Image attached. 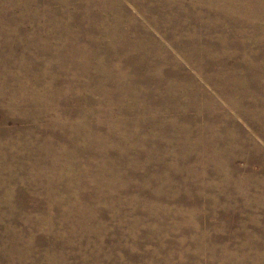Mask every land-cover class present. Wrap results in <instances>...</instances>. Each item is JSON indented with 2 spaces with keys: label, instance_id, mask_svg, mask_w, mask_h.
Instances as JSON below:
<instances>
[{
  "label": "rangeland",
  "instance_id": "374dc122",
  "mask_svg": "<svg viewBox=\"0 0 264 264\" xmlns=\"http://www.w3.org/2000/svg\"><path fill=\"white\" fill-rule=\"evenodd\" d=\"M55 1L56 0H54V1L53 0L52 1L51 0H0V51H1L0 53L3 54L5 59L10 60V63H11V65L5 66V65H3V63L0 62V131H1L0 132V172H1L0 173V194H1L0 195V204L2 207V208L0 207V234L3 235V236L2 235L0 236V245H1L0 246L1 247L0 253H2V254H0L1 255L0 256V264H7V263L8 264H46V263L57 264L58 262H59L58 264H60V263L62 264L63 262H64L63 264H100V263L104 264L105 262H106L105 264H179V263L180 264H240V262H241V264H249V263L250 264H254V263L255 264H264V253H263L264 250L262 249V248H264V243H263L264 242V237H263L264 236V213H263L264 212V195H263L264 194V167H263L264 166V160H263V158H264V149H263L264 148V123H263L264 118L258 120L256 118L252 117L257 112L260 114L262 113L264 115V12L262 11V10H264V0H113V1L109 0V2H108V0L107 1L106 0H89V1H87V0H81V1L80 0H73V1L72 0H70V1L69 0H57L56 3H55ZM32 2H33V4H32ZM58 2H59V4H58ZM81 2L83 3V5ZM117 2H118V4H117ZM146 2H148V3L146 4ZM28 3H31V4H28ZM119 3H120V5H119ZM60 4H63L64 6H62ZM107 5H109V6H107ZM75 7H76V9H75ZM77 7L79 10H77ZM154 7H156V8H154ZM123 8H124V10H123ZM106 9L109 11H107ZM155 9H156V11H155ZM67 10H69V11H67ZM59 11H61L60 15H59ZM76 11L78 13L79 12L80 13L77 14ZM88 11H90V12H88ZM160 11H161V13H160ZM153 12H155V13H153ZM26 13L28 16L26 15ZM85 13L87 15H89V17L86 16ZM171 14H173V15H171ZM46 15H48V16H46ZM52 15H53V17H52ZM25 17H27V18H25ZM99 17H100V19H99ZM104 17H105L106 21H105ZM54 19L56 22L53 21ZM116 19L117 20L119 19V20L117 21ZM95 21H97V22H95ZM104 22H105V24H104ZM99 23H100V26H99ZM68 25H69V27H68ZM108 25H110L111 27L110 26L108 27ZM47 26H49V27H47ZM89 26H90V28H89ZM249 26H250V28H249ZM65 27L67 28L66 30H65ZM169 27H170V29H169ZM193 29H194V31H193ZM40 30H42V31H40ZM121 30L124 32H122ZM67 31H68V33H67ZM94 31H96V32H94ZM125 31H126V33H125ZM180 31L182 33H180ZM101 32H102V35H101ZM206 32L208 35H206ZM50 33H52V35ZM62 33H63V35H62ZM71 33H73V34H71ZM86 33H87V35H86ZM81 34L84 36H82ZM106 35H107V37H106ZM75 36H76V38H75ZM91 36H92V38H91ZM67 37H70V38H67ZM57 38H59V39H57ZM63 39H64V41H63ZM69 39L72 42H70ZM86 39H87V41H86ZM95 39H97V40H95ZM126 39L127 40L129 39L128 40L129 42ZM185 40H187V41H185ZM190 40H192V41H190ZM214 40H216V41H214ZM16 41H18V42H16ZM27 41H28V43H27ZM93 41H95V42H93ZM177 41H178V43H177ZM209 41H211V42H209ZM227 41H229V42H227ZM29 42L31 44H32V42H34L38 49H41L42 47H44V48H42L44 50L39 51L38 49L33 48ZM47 42H48L49 46H48ZM106 42H108V43H106ZM199 42H200V44H199ZM15 43H18V44H15ZM23 44L25 45V47ZM38 45H40V46H38ZM62 45H63V47H62ZM122 45H124V46H122ZM235 45H237V46H235ZM50 46H51V48H50ZM93 46H95V47H93ZM152 46H155V47H153L154 49L152 48ZM196 46L198 47V49ZM45 47H47V48H45ZM125 47H127V48L129 47V48L127 49ZM23 48H25V49H23ZM57 48L60 50H58ZM69 48H70V50H69ZM229 48H230V50H227ZM151 49H152V52L150 51ZM234 49L236 50V52ZM23 50H25V51H23ZM116 50H117V52H115ZM118 50H120V51H118ZM198 50H200V51H198ZM207 50H208V52H207ZM45 51H46V53H45ZM51 51H53V52H51ZM86 51H88V52H86ZM34 52L36 53V55ZM76 53L79 54L78 57L75 55ZM84 53L87 55H85ZM108 53H109V55H108ZM126 53H128V54L130 53V54L128 55ZM223 53H224V55H223ZM6 54H7V56H6ZM40 54H42V55H40ZM200 54H202V55H200ZM43 55H45V56L43 57ZM50 55L52 56L51 58L49 57ZM124 56H126V57L124 58ZM231 56H233V57H231ZM26 57L35 59L33 64L36 67H32L31 64L28 61H26L27 60ZM42 57H43V59H42ZM128 57H130V58H128ZM131 57H132V59H131ZM195 57H196V59H195ZM214 57H216V58H214ZM119 58H120V60H119ZM147 58H151V59H147ZM75 59L77 60V62ZM13 60H14L15 64L13 63ZM49 60L52 62H50ZM72 60H74V62H75V68H74ZM129 60H132V62L135 63V64H133L134 65L133 68L129 66L130 65V63L128 62ZM140 60H142V61H140ZM63 61L65 63H63ZM78 61H80V62H78ZM115 61H117V62H115ZM149 61L152 63H150ZM153 61H154V63H153ZM22 62H24V63H22ZM95 62H97V63L95 64ZM112 62H113V64H112ZM140 62H142V63H140ZM146 62H148V63H146ZM251 62H253V63H251ZM36 63H38V64H36ZM122 64H124L125 66ZM16 65H17V67H16ZM39 65H42V68ZM88 65L90 67L87 68ZM146 65H148L149 67ZM202 65H203V67H202ZM234 65H236V66H234ZM10 66H12V67H10ZM22 66H24V67H22ZM25 66H27V67H25ZM62 66L64 68H62ZM143 66H144V68H143ZM177 66L180 68H178ZM213 66H214V68H213ZM238 66L240 69H238ZM233 67H234V69H233ZM235 67H236V69H235ZM23 68H24V70H23ZM27 68H29L30 71ZM60 68H62V69H60ZM117 68H119V69H117ZM34 69H35V71H33ZM42 69H43V71H42ZM56 69H58V70H56ZM77 69H79V70H77ZM103 69L104 70L107 69V70L104 71ZM181 69H183V70H181ZM49 70L51 73L49 72ZM118 70L120 71V73ZM121 70H123V71H121ZM22 71L25 73H23ZM69 71H71V72H69ZM87 71H88V73L86 74ZM168 71H169V73H168ZM175 71H177V72H175ZM38 72H40V73H38ZM137 72H138V74H137ZM55 73H57V74H55ZM215 73H216V75H215ZM29 74H31V75L29 76ZM48 74H50L52 77ZM60 74H61V76H60ZM84 74L88 75V76H85ZM157 74L159 77L155 76ZM119 75H120V77H119ZM57 76H59V77H57ZM38 77H39V79H38ZM45 77H47V78H45ZM64 77H67V78H64ZM87 77H89L91 79V81H90L91 84H89L90 86H92L91 90L84 87ZM97 77L99 80L97 79ZM104 77H106V78H104ZM114 77L115 78L117 77L118 79L117 78L115 79ZM150 77H151V79H150ZM259 77H262L263 79H260ZM24 78H26V79H24ZM76 78H79L80 80L76 79ZM236 78H238V79H236ZM36 79H38V80H36ZM134 79H136V80H134ZM165 79H167V80H165ZM180 79L183 81H181ZM218 79H219V81H218ZM157 80H159V81L157 82ZM71 81L74 82V85L72 84ZM148 81H149V84H148ZM208 81H209V83H208ZM55 83H57V84H55ZM111 83H113V84H111ZM118 83H119V85H118ZM196 83H197V85H196ZM233 83H234V85H233ZM102 84H104V85H102ZM180 84H182L181 87H180ZM116 85H117V88L115 87ZM132 85H134V86H132ZM1 86H3V87H1ZM111 86H113V87H111ZM192 86H193V88H192ZM26 87H28V88H26ZM131 87H132V89H131ZM139 87L141 88V90L139 89ZM221 87H222V89H221ZM35 88H36V90H35ZM125 88H126V90H125ZM165 88H167V89H165ZM226 88H228V89H226ZM21 89H22V91H21ZM71 90H72V92H71ZM77 90H79V91H77ZM88 90H89V92H88ZM195 90L196 91L198 90L197 93ZM219 90H221V92ZM92 91H93V93H92ZM149 91H150V93H148ZM6 92H8L9 95ZM130 92H131V94H129ZM134 92H135V94H133ZM190 92H191V94H190ZM219 92H220V95H219ZM4 93H5V95H4ZM72 93H74V94H72ZM97 93H99V95H97ZM120 94L121 95L123 94V95L121 96ZM140 94L142 95L143 99L141 98ZM170 94H174V95L172 96ZM241 94H242V96H241ZM57 95H58V97H57ZM77 95H79V96H77ZM154 95H155V97H153ZM222 95H224V96H222ZM168 97H169V99H168ZM75 98H78V100L80 102L79 103L80 112L83 111L82 113H84L86 115V117L88 116L87 119L85 120L87 123L85 121L83 123L87 124L89 126L91 125V127L94 130L95 129H97V130H95V131L92 130L89 132L82 131V132H80L81 135L80 134L77 135L75 133H72L73 136L71 134L68 137H66V142L68 145L63 144L62 141H60L59 142L60 144H59L56 141V139H58V138L62 139L61 130H59L61 123L63 124V122L65 123L67 121L68 125L71 124V125L76 126V124L80 120L78 118H77V120L73 118L74 121L71 118L65 119L64 116L62 115V114H65V110L72 109V107H69V106H71V105L74 106L73 101ZM121 98H124V99L122 100ZM53 99L56 101H54ZM51 100L53 103L50 102ZM102 100H103V102H102ZM108 100L109 101L113 100V101L109 102ZM115 100H116V102H115ZM136 100H138V101H136ZM163 100H165V101H163ZM208 100H209V102H208ZM82 101H85L86 104H85V102H82ZM168 101L170 104L167 103ZM260 101L262 102V104ZM36 102H38V103H36ZM199 102H200V104H199ZM10 103H12V104H10ZM17 103H18V105H17ZM110 103H111V108H110ZM116 103H118V104H116ZM174 103H176V104H174ZM63 104H65V106H67V107H64ZM99 104L101 105V107H103L102 109H101ZM165 104H166V106L168 104V107H166ZM222 104L225 106H223ZM8 105H10V106H8ZM32 105H34V106L32 107ZM81 105H83V106H81ZM95 105H97L98 107ZM131 105L132 106L134 105V106L132 107ZM202 105H204V106H202ZM61 106H63L64 109ZM114 106H115V108H114ZM117 106H119V107H117ZM123 106H125V107H123ZM9 107H11V108H9ZM105 107H107V108L105 109ZM164 107L167 109H164ZM190 107H192V108H190ZM116 108L117 109L119 108L120 111H119V109L117 111ZM10 109H13V110H10ZM201 110H203V111H201ZM205 110H207V111L205 112ZM209 110H211V111H209ZM259 110L261 112H259ZM127 111H128V113H127ZM62 112H64V113H62ZM94 112L96 113V115ZM97 112H99V113H97ZM112 112H114V113L111 114ZM105 113H107V114H105ZM117 113L119 115H117ZM54 114H56V116ZM89 114H91V115H89ZM103 114L106 116H104ZM121 114H122V116H121ZM160 114H162V115H160ZM200 114L202 115L201 118H200ZM142 116L144 118H142ZM206 116H208V117L211 116L212 118H214V117L215 118L213 120H210V119L205 120V118H203V117H206ZM222 116H224V117H222ZM249 116H250V118H249ZM50 117H51V119H50ZM56 117H57V119H56ZM115 117H116V120H115ZM157 117H158V119H157ZM184 118L188 120L187 121L188 124H185V123L183 124ZM55 119H56L57 123L55 122ZM129 119H130V121H128ZM106 120H108V121H106ZM112 120H114V121L112 122ZM118 120H119V122H118ZM145 120H147V121H145ZM159 120H161V121H159ZM174 120L177 122H180L182 124V127H185V128H181L182 132L178 133L175 136V138L178 142H177V144L175 143L173 145V147H171L168 145L167 139H165L166 136L162 137V136L157 134V130H156L154 124H155V122H158L159 126L166 128V129L167 128L170 129L173 127ZM236 120H237L238 126H236V123L234 125V121H236ZM115 121H116V124H115ZM164 121H165V123H164ZM209 121H211V122H209ZM226 121H228V122H226ZM48 122H49V124H48ZM88 122H89V124H88ZM101 122H103V123H101ZM129 122H131V123H129ZM107 123H109V124H107ZM45 124H47V125H45ZM122 124H124V125H122ZM165 124H166V126H165ZM212 124H214V125H212ZM242 124H244V125L242 126ZM114 125H115V127H114ZM121 125H122V127H121ZM47 126L50 127L49 133L51 134V136H50L51 138L47 137L46 135H40V134L36 135L37 133H44ZM129 126L131 128H133L132 131H131ZM233 126H235V127H233ZM108 127L110 130L108 129ZM134 127L136 129H134ZM184 129H187L189 132H191L192 135H188ZM98 130H99L100 134L98 133ZM118 130H120L121 133H119ZM139 130H141V131H139ZM208 130H210V131H208ZM123 131L125 134L123 133ZM133 131H135V132H133ZM222 131L224 134L226 133L224 135L227 138L226 150L229 154H231V156L232 155H234V156H232L231 162H228V163L224 162V159H223V156L221 155L220 150L215 145H212V147L213 146L214 147L210 153L211 157H212V161H211L212 163L210 162L211 163L210 164L209 162H206V160H205L206 154L203 155V153H204L203 141L205 139L207 140L209 138H211L208 140L210 142L216 141L218 139L219 133ZM243 131L244 132L246 131V132L244 133ZM16 132H18V133H16ZM30 132H32V133H30ZM138 133H140V134L142 133V135H140ZM117 134H119V135H117ZM52 135H54L56 137V139ZM27 136H29V137H27ZM84 136H86L87 139H85L86 137H84ZM111 136L116 138L115 141L121 140L120 143H117V144L113 143L112 144V143L104 141V139L106 140L107 137L111 138ZM124 136L127 138H130V139L134 138L133 140H136V141H138V139H139V142L152 141V142L156 143L157 146L153 145L152 143H148L146 145L137 144V146H136V144L131 143L129 140L128 141L122 140L121 138ZM190 136H191V138H189ZM113 137L111 139L114 140ZM10 138H11V141H10ZM72 138H73V140H72ZM88 138H89V140H88ZM142 138H144V139H142ZM198 138L199 139L201 138V141ZM16 139H18V142H16L17 141ZM26 139L28 142L26 141ZM48 139L51 142H49ZM29 140H31V141H29ZM249 140H252V141H249ZM41 141H43V142H41ZM79 141L80 142L82 141L81 142L82 145L79 144ZM94 141H96V142H94ZM195 141H197V142H195ZM179 142H180V144H178ZM34 143H36L38 145H36ZM43 143L45 144L44 148H42L44 145ZM33 145L37 146L36 147L37 149L35 148L36 149L35 152H37L36 154L31 152V149H32L31 147ZM106 145H107V147H106ZM132 145H134V146H132ZM181 145H182V147H181ZM190 145H191V147L194 145L192 147L193 149L190 147ZM261 145H262V148H261ZM122 146H124V147L122 148ZM139 146H140V148H139ZM175 147H178L177 148L178 150ZM234 147H236V149ZM28 148H30V149H28ZM124 148H125V150H124ZM6 149H7V151H6ZM9 149H11V150L9 151ZM131 149L133 152L131 151ZM194 149H196V150H194ZM119 150H121V151H119ZM185 150H186V152H185ZM199 150H201V151H199ZM76 151L78 153L81 151L80 152L81 155H77L78 153ZM130 152H132V153H130ZM165 152H169V153H167L165 155ZM43 153L44 154L46 153V154L44 155ZM71 153L74 155V157L77 155V158H74ZM133 153H134V155H133ZM259 153L260 154L262 153V155H260ZM64 154H65V156H64ZM182 154H183V156H182ZM191 154L194 156V159H193L194 161L191 159L193 157ZM47 155H49V156L47 157ZM92 155L94 156L95 160L92 159L93 158ZM100 155H102V156H100ZM126 155H128V156H126ZM141 155H142V157H141ZM148 155H150L149 158H148ZM176 155H177V157H176ZM180 155L182 156V158ZM190 155H191V157H190ZM244 155L247 157H245ZM67 156L69 159L67 158ZM89 156H91L90 159H89ZM104 156H106V157H104ZM261 156H262V158H261ZM37 157H40L41 160ZM49 157H51V158L48 159ZM99 157H101V158H99ZM174 157L177 158L178 160H180L181 163L179 161H177V159H175ZM215 157H217V158H215ZM248 157H250V158H248ZM66 158L68 159V161L66 160ZM125 158H127V159H125ZM166 159L169 161L166 162L167 161ZM201 159H202V161H201ZM254 159H256V160H254ZM46 160H48V161H46ZM72 161H74V162H72ZM77 161H79V162H77ZM95 161H97V164ZM213 161H215V162H213ZM244 161H246V162H244ZM256 161H259V162H256ZM22 162H23V165H22ZM24 162H26V163H24ZM45 162H47V163H45ZM68 162H70L71 164ZM80 162H81V165H80ZM84 162H85V164H84L85 166H83ZM105 162H108L110 164H108V166H104ZM124 162H126V163H124ZM139 162H141V163H139ZM169 162H170V164H169ZM182 162L184 163V166H186L185 168H184ZM200 162H202V163H200ZM30 163H32V164L30 165ZM40 163H42L41 165L43 167L40 165ZM87 163H88V165H86ZM162 163L165 165H163ZM248 163H251V164L248 165ZM44 164H47V165H44ZM152 164H153V166H152ZM230 164H232L233 168L230 167L231 166ZM66 165H68V166H66ZM178 165H179V167H178ZM187 165H189L190 167ZM209 165L210 166L212 165V166L210 167ZM44 166H46V167H44ZM74 166H76V167H74ZM87 166H89L88 167L89 169L87 168ZM133 166H134V168H133ZM225 166L226 167L228 166V167L226 168ZM36 167H37V169H36ZM68 167H71L74 169H71ZM94 167H96L95 168L96 172H94ZM103 167H105V169ZM175 167L176 168L178 167V169H176ZM42 168H43V170H42ZM106 168H107V170H106ZM142 168L143 169L146 168V169L142 171ZM38 169H39V171H38ZM210 169L212 171H210ZM218 169H220L219 172H218ZM80 170H81V173H80ZM83 170H84L85 174L83 173ZM110 170L112 171L111 172L112 174L109 173ZM259 170H260V172H259ZM9 172H11V173L9 174ZM13 172L15 175L13 174ZM35 172H37V173H35ZM71 172H73V175L71 174ZM144 172H146V173H144ZM176 172H178V173H176ZM191 172H192V175H191ZM201 172H202V174H201ZM215 172H216V174H215ZM66 173L68 176L66 175ZM100 173L103 175V177ZM155 173H156V176L154 175ZM210 173H211V179H210ZM250 173H251V175H250ZM88 174H89V176H88ZM98 174L102 178L97 176ZM106 174H108L109 176ZM36 175H37V177H36ZM69 175L71 177H73L74 179L72 178L73 179L72 180ZM116 175H118V177ZM144 175H145V179L150 180V181L147 180L146 186H145V184H143L141 182L142 179H144ZM21 176H23V177H21ZM91 176H95V177H91ZM111 176L114 178V180ZM189 176L190 177L192 176V177L190 178ZM205 176H206V178H205ZM49 177H52V179L51 178L49 179ZM76 177H78V178H76ZM86 177L89 179H87ZM108 177L110 178V180ZM158 177H160V178H158ZM99 178H100V180H98ZM106 178H108V179H106ZM155 178H158V179H155ZM184 178L186 181L184 180ZM222 178H223V180H222ZM247 178L249 179V181ZM44 179H46V180H44ZM119 179H121V180H119ZM188 179H190V180H188ZM92 180H93V182H92ZM104 180L106 182H103ZM96 181L97 182L99 181V183H96ZM181 181H183L182 186H181ZM242 181H244V182H242ZM192 182L195 184L197 182V185H194ZM49 183H50V185H49ZM111 183H112V185H111ZM120 183H122V184H120ZM185 183H186V185H185ZM30 184H31V186H30ZM77 184H79V185H77ZM96 184H98V185H96ZM142 184H143V186H142ZM176 184L179 186L177 187ZM230 184H231V186H230ZM260 184H261V186H260ZM151 185H152V187H151ZM243 185H244V187H241ZM4 186H5V188H3ZM49 186H50V188H49ZM75 186H79V187H75ZM93 186H94V188H93ZM108 186H109V189H108ZM117 186H118V188H117ZM144 186L147 188H145ZM184 186H186V187H184ZM199 186L201 187V189ZM74 187H75V189H74ZM154 187L156 188V191H155ZM157 187H160L161 190ZM179 187H181V188H179ZM14 188H16V189H14ZM76 188H78V189H76ZM120 188H122V189H120ZM166 188H168L169 190ZM232 188H234V189H232ZM79 189H81L82 191L81 190L79 191ZM97 189H98V191H97ZM173 189H176V190L174 191ZM99 190H100V192H99ZM105 190H107L106 193L104 192ZM123 190H124V192H123ZM157 190H158V192H157ZM165 190L167 192H164ZM12 191H14V192L12 193ZM149 191H151V194ZM154 191L157 193V195ZM77 192L78 193L80 192L81 194L80 193L78 194ZM114 193H116V194H114ZM161 193H162V195L158 196V194H161ZM168 193H171V195L172 194L173 195L171 196ZM56 194H57V196H56ZM176 194H178V195H176ZM190 194H191V196H190ZM76 195L78 197H80V199ZM131 195H133V196H131ZM175 195H176V197H175ZM194 195H196V196H194ZM230 195H232V196L230 197ZM248 195H250V196H248ZM81 196H82V199H81ZM93 196L95 197V199H93ZM108 196H112L113 200H111ZM124 196H126V198ZM151 196H152V200H151ZM165 196H166V199H164ZM167 196L169 198H167ZM178 196H179V198H178ZM107 197H108V201H107L108 204L105 203V199ZM121 197H122L121 200H123V201H121L119 199ZM235 197H236V199H235ZM254 197H256V198H254ZM52 198H54V199L52 200ZM77 198L79 199V202H78ZM212 198H213V200H212ZM230 198H232V199H230ZM238 198L240 199V201ZM75 199H77V200H75ZM90 199H92V200H90ZM157 199H159V200H157ZM233 199H235V200H233ZM98 200H100V201H98ZM117 200H118V202H117ZM127 200H129V201H127ZM136 200H139V201H136ZM155 200H156V202H155ZM251 200H253V201H251ZM260 200H262V201H260ZM73 201H75V202L73 203ZM135 201H136V204H135ZM231 202H232V204H231ZM240 202H242V203H240ZM246 202L248 205L246 204ZM3 203H5L6 205ZM125 203H127V204H125ZM103 204L105 205V207L102 206ZM141 204H142V206H141ZM162 204L165 206V208ZM178 204H179V206H178ZM236 204H237V206H236ZM117 205H119V207ZM155 205H157L158 207ZM82 206L83 207L85 206L84 207L85 210H83L84 208ZM75 207L77 208V210ZM80 207L82 209H80ZM89 207L91 209H88ZM178 207H180L181 210H180V208L178 209ZM231 207H233V208L231 209ZM115 208H118V209H115ZM195 208H197V209H195ZM234 208H235V210H234ZM73 209H74V211H73ZM111 209H113V210H111ZM158 209L160 212L157 211ZM175 209H177V210H175ZM119 210H121V211H119ZM252 210H253V212H252ZM56 211H57V213H56ZM79 211H80V213H79ZM115 211L118 213L116 214ZM233 211L236 213H234ZM73 212H74V215H73ZM151 212H152V214H151ZM70 214L73 216H71ZM145 214H147V215H145ZM67 215H69V216L67 217ZM113 215H114V217H113ZM144 217H146V219ZM154 217H156L157 220ZM179 217H180V219H179ZM262 217H263V219H262ZM76 218H78V219H76ZM115 218H117V219L115 220ZM241 218H243V219H241ZM185 219H187V220H185ZM252 220H253V222H252ZM234 221H235V223H234ZM81 222L84 224H82ZM88 222H89V224H88ZM154 222H156L157 224ZM67 224H68V226H67ZM129 224H131V225H129ZM245 224H246V226H245ZM86 226H87V228H86ZM160 226H162L161 227L162 230H161ZM255 229L258 232H256ZM65 230L68 232H66ZM81 230H83V232ZM234 230H235V232H234ZM74 231H75V235H73ZM165 231L167 232V234ZM245 232H247V233L245 234ZM238 233H240V234H238ZM199 234H201V235H199ZM240 235H241V237H240ZM73 236H75L76 238ZM88 236H90V237H88ZM97 237H98V239H96ZM196 237H198L199 239ZM4 239H6V240H4ZM201 239H203V240H201ZM206 239H208V240H206ZM1 240H3L4 242ZM201 241L203 242V244ZM69 242H71V243H69ZM90 242H92L93 244ZM255 242L257 244H255ZM9 243H11V244H9ZM13 244L16 246H14ZM32 244H33V246H32ZM65 245H66V247H65ZM9 246L11 249L9 248ZM56 246H58V247H56ZM87 246H88V248H87ZM261 246H262V248H261ZM240 247H241V249H240ZM46 248H47V250H46ZM77 248H78V250H77ZM245 248H246V250H245ZM95 251H96V253L99 252V254L97 253V255H95L96 254ZM21 252H22V254H21ZM74 252H76V253H74ZM153 252H154V254H153ZM100 253H102V254H100ZM10 254H11L12 259L10 258ZM79 254H81V255H79ZM146 254H147V256H146ZM52 255H54V256H52ZM56 255H57V258H56ZM85 255H87V256H85ZM38 256H40V257H38ZM7 258L8 259L10 258L9 259L10 261ZM34 258H37V259L33 260ZM61 258H63V259H61ZM235 258H236V260H235ZM16 259H17V261H16ZM257 259H258V261H256ZM62 260H64V261H62ZM229 260H230V262H228ZM36 261H38L39 263H37ZM94 261H95V263H94ZM42 262H44V263H42Z\"/></svg>",
  "mask_w": 264,
  "mask_h": 264
},
{
  "label": "bare ground",
  "instance_id": "6f19581e",
  "mask_svg": "<svg viewBox=\"0 0 264 264\" xmlns=\"http://www.w3.org/2000/svg\"><path fill=\"white\" fill-rule=\"evenodd\" d=\"M51 1H52V0H51ZM53 1H54V0H53ZM56 1H57V0H56ZM56 1H55V3H56ZM69 1H70V0H69ZM72 1H73V0H72ZM72 1H71V2H72ZM80 1H81V0H80ZM87 1H89V0H87ZM106 1H107V0H106ZM112 1H113V0H112ZM34 2H35V1H34ZM37 2H38V1H37ZM67 2H68V1H67ZM108 2H109V0H108ZM160 2H161V1H160ZM69 3H70V2H69ZM81 3H82V2H81ZM87 3H88V2H87ZM115 3H116V2H115ZM147 3H148V2H146V4H147ZM28 4H31V3H28ZM32 4H33V2H32ZM58 4H59V2H58ZM58 4H57V5H58ZM67 4H68V3H67ZM94 4H95V3H94ZM97 4H98V3H97ZM101 4H102V3H101ZM101 4H100V5H101ZM105 4H106V3H105ZM117 4H118V2H117ZM117 4H116V5H117ZM220 4H221V3H220ZM228 4H229V3H228ZM259 4H260V3H259ZM60 5L64 6L63 4H60ZM76 5H77V4H76ZM82 5H83V3H82ZM90 5H91V4H90ZM113 5H114V4H113ZM113 5H112V6H113ZM116 5H115V6H116ZM119 5H120V3H119ZM134 5H135V4H134ZM143 5H144V4H143ZM67 6H68V5H67ZM79 6H80V5H79ZM91 6H92V5H91ZM107 6H109V5H107ZM155 6H156V5H155ZM189 6H190V5H189ZM104 7H105V6H104ZM110 7H111V6H110ZM129 7H130V6H129ZM187 7H188V6H187ZM58 8H59V7H58ZM68 8H69V7H68ZM71 8H72V7H71ZM71 8H70V9H71ZM154 8H156V7H154ZM159 8H160V7H159ZM195 8H196V7H195ZM75 9H76V7H75ZM90 9H91V8H90ZM94 9H95V8H94ZM112 9H113V8H112ZM176 9H177V8H176ZM77 10H79L78 7H77ZM106 10H107V9H106ZM123 10H124V8H123ZM151 10H152V9H151ZM160 10H161V9H160ZM193 10H194V9H193ZM198 10H199V9H198ZM250 10H251V9H250ZM55 11H56V10H55ZM67 11H69V10H67ZM107 11H109V10H107ZM114 11H115V10H114ZM143 11H144V10H143ZM153 11H154V10H153ZM155 11H156V9H155ZM173 11H174V10H173ZM262 11L264 12V10H262ZM52 12H53V11H52ZM56 12H57V11H56ZM56 12H55V13H56ZM60 12H61V11H59V15H60ZM72 12H73V11H72ZM76 12H77V11H76ZM76 12H75V13H76ZM82 12H83V11H82ZM88 12H90V11H88ZM139 12H140V11H139ZM164 12H165V11H164ZM226 12H227V11H226ZM244 12H245V11H244ZM263 12H262V13H263ZM79 13H80V12H79ZM79 13L77 12V14H79ZM92 13H93V12H92ZM115 13H116V12H115ZM126 13H127V12H126ZM153 13H155V12H153ZM160 13H161V11H160ZM162 13H163V12H162ZM181 13H182V12H181ZM191 13H192V12H191ZM223 13H224V12H223ZM24 14H25V13H24ZM24 14H23V15H24ZM64 14H65V13H64ZM72 14H73V13H72ZM77 14H76V15H77ZM82 14H83V13H82ZM85 14H86V13H85ZM88 14H89V13H88ZM122 14H123V13H122ZM127 14H128V13H127ZM182 14H183V13H182ZM26 15H27V13H26ZM56 15H57V14H56ZM70 15H71V14H70ZM114 15H115V14H114ZM158 15H159V14H158ZM171 15H173V14H171ZM217 15H218V14H217ZM27 16H28V15H27ZM46 16H48V15H46ZM61 16H62V15H61ZM64 16H65V15H64ZM86 16L89 17V15H87V14H86ZM94 16H95V15H94ZM119 16H120V15H119ZM163 16H164V15H163ZM174 16H175V15H174ZM187 16H188V15H187ZM193 16H194V15H193ZM199 16H200V15H199ZM250 16H251V15H250ZM49 17H50V16H49ZM52 17H53V15H52ZM65 17H66V16H65ZM65 17H64V18H65ZM75 17H76V16H75ZM96 17H97V16H96ZM175 17H176V16H175ZM184 17H185V16H184ZM197 17H198V16H197ZM223 17H224V16H223ZM261 17H262V16H261ZM25 18H27V17H25ZM44 18H45V17H44ZM78 18H79V17H78ZM82 18H83V17H82ZM85 18H86V17H85ZM85 18H84V19H85ZM161 18H162V17H161ZM170 18H171V17H170ZM193 18H194V17H193ZM204 18H205V17H204ZM219 18H220V17H219ZM226 18H227V17H226ZM235 18H236V17H235ZM88 19H89V18H88ZM88 19H87V20H88ZM90 19H91V18H90ZM94 19H95V18H94ZM99 19H100V17H99ZM101 19H102V18H101ZM104 19H105V17H104ZM216 19H217V18H216ZM21 20H22V19H21ZM82 20H83V19H82ZM116 20H117V19H116ZM118 20H119V19H118ZM118 20H117V21H118ZM147 20H148V19H147ZM152 20H153V19H152ZM197 20H198V19H197ZM227 20H228V19H227ZM243 20H244V19H243ZM53 21H55V19H54ZM77 21H78V20H77ZM79 21H80V20H79ZM105 21H106V19H105ZM209 21H210V20H209ZM238 21H239V20H238ZM244 21H245V20H244ZM55 22H56V21H55ZM73 22H74V21H73ZM88 22H89V21H88ZM90 22H91V21H90ZM95 22H97V21H95ZM153 22H154V21H153ZM158 22H159V21H158ZM169 22H170V21H169ZM48 23H49V22H48ZM52 23H53V22H52ZM52 23H51V24H52ZM100 23H101V22H100ZM100 23H99V26H100ZM102 23H103V22H102ZM118 23H119V22H118ZM132 23H133V22H132ZM132 23H131V24H132ZM150 23H151V22H150ZM154 23H155V22H154ZM207 23H208V22H207ZM79 24H80V23H79ZM82 24H83V23H82ZM85 24H86V23H85ZM85 24H84V25H85ZM104 24H105V22H104ZM114 24H115V23H114ZM242 24H243V23H242ZM55 25H56V24H55ZM59 25H60V24H59ZM62 25H63V24H62ZM69 25H70V24H69ZM69 25H68V27H69ZM89 25H90V24H89ZM120 25H121V24H120ZM170 25H171V24H170ZM181 25H182V24H181ZM189 25H190V24H189ZM60 26H61V25H60ZM64 26H65V25H64ZM70 26H71V25H70ZM109 26H110V25H108V27H109ZM112 26H113V25H112ZM114 26H115V25H114ZM138 26H139V25H138ZM168 26H169V25H168ZM174 26H175V25H174ZM187 26H188V25H187ZM194 26H195V25H194ZM213 26H214V25H213ZM255 26H256V25H255ZM47 27H49V26H47ZM80 27H81V26H80ZM80 27H79V28H80ZM91 27H92V26H91ZM110 27H111V26H110ZM154 27H155V26H154ZM157 27H158V26H157ZM162 27H163V26H162ZM209 27H210V26H209ZM222 27H223V26H222ZM235 27H236V26H235ZM246 27H247V26H246ZM43 28H44V27H43ZM56 28H57V27H56ZM61 28H62V27H61ZM73 28H74V27H73ZM85 28H86V27H85ZM89 28H90V26H89ZM139 28H140V27H139ZM240 28H241V27H240ZM249 28H250V26H249ZM52 29H53V28H52ZM52 29H51V30H52ZM66 29H67V28L65 27V30H66ZM98 29H99V28H98ZM109 29H110V28H109ZM111 29H112V28H111ZM115 29H116V28H115ZM120 29H121V28H120ZM129 29H130V28H129ZM169 29H170V27H169ZM181 29H182V28H181ZM181 29H180V30H181ZM200 29H201V28H200ZM211 29H212V28H211ZM230 29H231V28H230ZM261 29H262V28H261ZM43 30H44V29H43ZM57 30H58V29H57ZM79 30H80V29H79ZM79 30H78V31H79ZM95 30H96V29H95ZM175 30H176V29H175ZM177 30H178V29H177ZM184 30H185V29H184ZM184 30H183V31H184ZM196 30H197V29H196ZM40 31H42V30H40ZM53 31H54V30H53ZM108 31H109V30H108ZM121 31H122V30H121ZM141 31H142V30H141ZM145 31H146V30H145ZM163 31H164V30H163ZM187 31H188V30H187ZM190 31H191V30H190ZM193 31H194V29H193ZM210 31H211V30H210ZM221 31H222V30H221ZM250 31H251V30H250ZM59 32H60V31H59ZM71 32H72V31H71ZM94 32H96V31H94ZM99 32H100V31H99ZM102 32H103V31H102ZM102 32H101V35H102ZM104 32H105V31H104ZM122 32H124V31H122ZM135 32H136V31H135ZM178 32H179V31H178ZM185 32H186V31H185ZM52 33H53V32H52ZM52 33H50V34L52 35ZM67 33H68V31H67ZM74 33H75V32H74ZM80 33H81V32H80ZM83 33H84V32H83ZM106 33H107V32H106ZM110 33H111V32H110ZM125 33H126V31H125ZM174 33H175V32H174ZM180 33H182V32L180 31ZM199 33H200V32H199ZM211 33H212V32H211ZM244 33H245V32H244ZM42 34H43V33H42ZM59 34H60V33H59ZM71 34H73V33H71ZM178 34H179V33H178ZM261 34H262V33H261ZM34 35H35V34H34ZM62 35H63V33H62ZM64 35H65V34H64ZM81 35H82V34H81ZM86 35H87V33H86ZM90 35H91V34H90ZM116 35H117V34H116ZM128 35H129V34H128ZM142 35H143V34H142ZM206 35H208L207 32H206ZM231 35H232V34H231ZM1 36H2V35H1ZM70 36H71V35H70ZM82 36H84V35H82ZM104 36H105V35H104ZM109 36H110V35H109ZM129 36H130V35H129ZM165 36H166V35H165ZM172 36H173V35H172ZM182 36H183V35H182ZM184 36H185V35H184ZM37 37H38V36H37ZM63 37H64V36H63ZM79 37H80V36H79ZM96 37H97V36H96ZM106 37H107V35H106ZM111 37H112V36H111ZM121 37H122V36H121ZM125 37H126V36H125ZM214 37H215V36H214ZM216 37H217V36H216ZM222 37H223V36H222ZM38 38H39V37H38ZM46 38H47V37H46ZM50 38H51V37H50ZM52 38H53V37H52ZM67 38H70V37H67ZM75 38H76V36H75ZM83 38H84V37H83ZM91 38H92V36H91ZM119 38H120V37H119ZM141 38H142V37H141ZM146 38H147V37H146ZM146 38H145V39H146ZM193 38H194V37H193ZM210 38H211V37H210ZM231 38H232V37H231ZM39 39H40V38H39ZM57 39H59V38H57ZM107 39H108V38H107ZM129 39H130V38H129ZM129 39H128V40H129ZM131 39H132V38H131ZM149 39H150V38H149ZM24 40H25V39H24ZM28 40H29V39H28ZM69 40H70V39H69ZM73 40H74V39H73ZM95 40H97V39H95ZM105 40H106V39H105ZM120 40H121V39H120ZM126 40H127V39H126ZM128 40H127V41H128ZM147 40H148V39H147ZM147 40H146V41H147ZM199 40H200V39H199ZM209 40H210V39H209ZM234 40H235V39H234ZM8 41H9V40H8ZM8 41H7V42H8ZM40 41H41V40H40ZM63 41H64V39H63ZM67 41H68V40H67ZM86 41H87V39H86ZM101 41H102V40H101ZM107 41H108V40H107ZM116 41H117V40H116ZM140 41H141V40H140ZM185 41H187V40H185ZM190 41H192V40H190ZM196 41H197V40H196ZM196 41H195V42H196ZM214 41H216V40H214ZM224 41H225V40H224ZM236 41H237V40H236ZM16 42H18V41H16ZM22 42H23V41H22ZM57 42H58V41H57ZM61 42H62V41H61ZM70 42H72V41L70 40ZM93 42H95V41H93ZM109 42H110V41H109ZM128 42H129V41H128ZM170 42H171V41H170ZM179 42H180V41H179ZM209 42H211V41H209ZM227 42H229V41H227ZM11 43H12V42H11ZM27 43H28V41H27ZM29 43H30V42H29ZM50 43H51V42H50ZM59 43H60V42H59ZM73 43H74V42H73ZM75 43H76V42H75ZM106 43H108V42H106ZM111 43H112V42H111ZM119 43H120V42H119ZM126 43H127V42H126ZM133 43H134V42H133ZM177 43H178V41H177ZM202 43H203V42H202ZM202 43H201V44H202ZM230 43H231V42H230ZM237 43H238V42H237ZM15 44H18V43H15ZM47 44H48V42H47ZM94 44H95V43H94ZM97 44H98V43H97ZM104 44H105V43H104ZM109 44H110V43H109ZM127 44H128V43H127ZM137 44H138V43H137ZM144 44H145V43H144ZM144 44H143V45H144ZM183 44H184V43H183ZM199 44H200V42H199ZM9 45H10V44H9ZM23 45H24V44H23ZM30 45H32L33 48L38 49L34 42H32V44L30 43ZM41 45H42V44H41ZM44 45H45V44H44ZM60 45H61V44H60ZM63 45H64V44H63ZM63 45H62V47H63ZM69 45H70V44H69ZM77 45H78V44H77ZM91 45H92V44H91ZM206 45H207V44H206ZM208 45H209V44H208ZM218 45H219V44H218ZM240 45H241V44H240ZM13 46H14V45H13ZM38 46H40V45H38ZM48 46H49V44H48ZM67 46H68V45H67ZM73 46H74V45H73ZM101 46H102V45H101ZM115 46H116V45H115ZM122 46H124V45H122ZM131 46H132V45H131ZM176 46H177V45H176ZM198 46H199V45H198ZM214 46H215V45H214ZM214 46H213V47H214ZM235 46H237V45H235ZM19 47H20V46H19ZM24 47H25V45H24ZM65 47H66V46H65ZM68 47H69V46H68ZM71 47H72V46H71ZM91 47H92V46H91ZM93 47H95V46H93ZM137 47H138V46H137ZM153 47H155V46H152V48H153ZM185 47H186V46H185ZM196 47H197V46H196ZM209 47H210V46H209ZM211 47H212V46H211ZM225 47H226V46H225ZM1 48H2V47H1ZM6 48H7V47H6ZM42 48H44V47H42ZM42 48H41V49H38V50H39V51L44 50V49H42ZM45 48H47V47H45ZM48 48H49V47H48ZM50 48H51V46H50ZM72 48H73V47H72ZM75 48H76V47H75ZM79 48H80V47H79ZM79 48H78V49H79ZM96 48H97V47H96ZM98 48H99V47H98ZM125 48H127V47H125ZM128 48H129V47H128ZM128 48H127V49H128ZM174 48H175V47H174ZM177 48H178V47H177ZM187 48H188V47H187ZM187 48H186V49H187ZM223 48H224V47H223ZM255 48H256V47H255ZM2 49H3V48H2ZM7 49H8V48H7ZM16 49H17V48H16ZM19 49H20V48H19ZM23 49H25V48H23ZM52 49H53V48H52ZM57 49H58V48H57ZM66 49H67V48H66ZM80 49H81V48H80ZM119 49H120V48H119ZM136 49H137V48H136ZM142 49H143V48H142ZM153 49H154V48H153ZM169 49H170V48H169ZM197 49H198V47H197ZM244 49H245V48H244ZM12 50H13V49H12ZM38 50H37V51H38ZM46 50H47V49H46ZM49 50H50V49H49ZM55 50H56V49H55ZM58 50H60V49H58ZM69 50H70V48H69ZM73 50H74V49H73ZM73 50H72V51H73ZM81 50H82V49H81ZM85 50H86V49H85ZM121 50H122V49H121ZM138 50H139V49H138ZM144 50H145V49H144ZM187 50H188V49H187ZM209 50H210V49H209ZM227 50H230V48L227 49ZM234 50H235V49H234ZM2 51H3V50H2ZM8 51H9V50H8ZM23 51H25V50H23ZM31 51H32V50H31ZM82 51H83V50H82ZM93 51H94V50H93ZM102 51H103V50H102ZM105 51H106V50H105ZM107 51H108V50H107ZM112 51H113V50H112ZM118 51H120V50H118ZM150 51L152 52V49H151ZM153 51H154V50H153ZM171 51H172V50H171ZM198 51H200V50H198ZM0 52H1V51H0ZM43 52H44V51H43ZM51 52H53V51H51ZM54 52H55V51H54ZM73 52H74V51H73ZM86 52H88V51H86ZM113 52H114V51H113ZM115 52H117V50H116ZM124 52H125V51H124ZM132 52H133V51H132ZM160 52H161V51H160ZM172 52H173V51H172ZM185 52H186V51H185ZM194 52H195V51H194ZM194 52H193V53H194ZM207 52H208V50H207ZM215 52H216V51H215ZM215 52H214V53H215ZM228 52H229V51H228ZM232 52H233V51H232ZM235 52H236V50H235ZM248 52H249V51H248ZM24 53H25V52H24ZM34 53H35V52H34ZM45 53H46V51H45ZM45 53H44V54H45ZM56 53H57V52H56ZM67 53H68V52H67ZM100 53H101V52H100ZM147 53H148V52H147ZM155 53H156V52H155ZM8 54H9V53H8ZM21 54H22V53H21ZM53 54H54V53H53ZM64 54H65V53H64ZM84 54H85V53H84ZM94 54H95V53H94ZM114 54H115V53H114ZM118 54H119V53H118ZM126 54H128V53H126ZM129 54H130V53H129ZM129 54H128V55H129ZM158 54H159V53H158ZM204 54H205V53H204ZM235 54H236V53H235ZM238 54H239V53H238ZM243 54H244V53H243ZM261 54H262V53H261ZM4 55H5V54H4ZM11 55H12V54H11ZM33 55H34V54H33ZM35 55H36V53H35ZM35 55H34V56H35ZM40 55H42V54H40ZM54 55H55V54H54ZM65 55H66V54H65ZM75 55H76L77 57L79 56L78 53H76ZM85 55H87V54H85ZM99 55H100V54H99ZM108 55H109V53H108ZM119 55H120V54H119ZM123 55H124V54H123ZM123 55H122V56H123ZM146 55H147V54H146ZM155 55H156V54H155ZM182 55H183V54H182ZM200 55H202V54H200ZM206 55H207V54H206ZM223 55H224V53H223ZM6 56H7V54H6ZM20 56H21V55H20ZM44 56H45V55H43V57H44ZM58 56H59V55H58ZM81 56H82V55H81ZM110 56H111V55H110ZM114 56H115V55H114ZM136 56H137V55H136ZM150 56H151V55H150ZM161 56H162V55H161ZM194 56H195V55H194ZM203 56H204V55H203ZM235 56H236V55H235ZM22 57H23V56H22ZM22 57H21V58H22ZM24 57H25V56H24ZM43 57H42V59H43ZM49 57L51 58L52 56L50 55ZM54 57H55V56H54ZM66 57H67V56H66ZM72 57H73V56H72ZM103 57H104V56H103ZM125 57H126V56H124V58H125ZM145 57H146V56H145ZM163 57H164V56H163ZM204 57H205V56H204ZM216 57H217V56H216ZM216 57H214V58H216ZM231 57H233V56H231ZM239 57H240V56H239ZM7 58H8V57H7ZM10 58H11V57H10ZM37 58H38V57H37ZM90 58H91V57H90ZM96 58H97V57H96ZM96 58H95V59H96ZM111 58H112V57H111ZM111 58H110V59H111ZM128 58H130V57H128ZM141 58H142V57H141ZM155 58H156V57H155ZM157 58H158V57H157ZM161 58H162V57H161ZM165 58H166V57H165ZM200 58H201V57H200ZM205 58H206V57H205ZM241 58H242V57H241ZM252 58H253V57H252ZM257 58H258V57H257ZM11 59H12V58H11ZM26 59H27V60H26ZM26 59H25V60L28 61V62L31 64L32 67H36V66H34V64H33L34 61H35V59H33V58H28V57H26ZM47 59H48V58H47ZM131 59H132V57H131ZM147 59H151V58H147ZM195 59H196V57H195ZM55 60H56V59H55ZM75 60H76V59H75ZM119 60H120V58H119ZM123 60H124V59H123ZM158 60H159V59H158ZM217 60H218V59H217ZM255 60H256V59H255ZM49 61H50V60H49ZM57 61H58V60H57ZM65 61H66V60H65ZM109 61H110V60H109ZM136 61H137V60H136ZM140 61H142V60H140ZM143 61H144V60H143ZM213 61H214V60H213ZM0 62L3 63V65H5V66H9V65H11L10 60L5 59L2 53H0ZM28 62H27V63H28ZM40 62H41V61H40ZM50 62H52V61H50ZM69 62H70V61H69ZM72 62H73L74 68H75V62H74V60H72ZM76 62H77V60H76ZM78 62H80V61H78ZM102 62H103V61H102ZM115 62H117V61H115ZM120 62H121V61H120ZM122 62H123V61H122ZM126 62H127V61H126ZM128 62L130 63L129 66L133 68V66H134L133 64H135V63L132 62V60H129ZM149 62H150V61H149ZM174 62H175V61H174ZM208 62H209V61H208ZM215 62H216V61H215ZM13 63H14V60H13ZM13 63H12V64H13ZM22 63H24V62H22ZM38 63H39V62H38ZM38 63H36V64H38ZM63 63H65V62L63 61ZM66 63H67V62H66ZM89 63H90V62H89ZM96 63H97V62H95V64H96ZM108 63H109V62H108ZM137 63H138V62H137ZM140 63H142V62H140ZM144 63H145V62H144ZM146 63H148V62H146ZM150 63H152V62H150ZM153 63H154V61H153ZM158 63H159V62H158ZM217 63H218V62H217ZM236 63H237V62H236ZM243 63H244V62H243ZM251 63H253V62H251ZM256 63H257V62H256ZM14 64H15V63H14ZM42 64H43V63H42ZM60 64H61V63H60ZM79 64H80V63H79ZM83 64H84V63H83ZM103 64H104V63H103ZM110 64H111V63H110ZM112 64H113V62H112ZM119 64H120V63H119ZM173 64H174V63H173ZM205 64H206V63H205ZM211 64H212V63H211ZM214 64H215V63H214ZM214 64H213V65H214ZM248 64H249V63H248ZM17 65H18V64H17ZM17 65H16V67H17ZM20 65H21V64H20ZM52 65H53V64H52ZM58 65H59V64H58ZM61 65H62V64H61ZM66 65H67V64H66ZM122 65H124V64H122ZM144 65H145V64H144ZM150 65H151V64H150ZM159 65H160V64H159ZM161 65H162V64H161ZM208 65H209V64H208ZM216 65H217V64H216ZM260 65H261V64H260ZM37 66H38V65H37ZM39 66L42 68V65H39ZM47 66H48V65H47ZM69 66H70V65H69ZM94 66H95V65H94ZM108 66H109V65H108ZM124 66H125V65H124ZM136 66H137V65H136ZM146 66H148V65H146ZM181 66H182V65H181ZM188 66H189V65H188ZM234 66H236V65H234ZM246 66H247V65H246ZM255 66H256V65H255ZM10 67H12V66H10ZM22 67H24V66H22ZM25 67H27V66H25ZM54 67H55V66H54ZM65 67H66V66H65ZM88 67H90V66L88 65L87 68H88ZM98 67H99V66H98ZM148 67H149V66H148ZM177 67H178V66H177ZM202 67H203V65H202ZM244 67H245V66H244ZM30 68H31V67H30ZM62 68H64V67L62 66ZM62 68H60V69H62ZM78 68H79V67H78ZM91 68H92V67H91ZM96 68H97V67H96ZM96 68H95V69H96ZM100 68H101V67H100ZM107 68H108V67H107ZM121 68H122V67H121ZM141 68H142V67H141ZM143 68H144V66H143ZM169 68H170V67H169ZM178 68H180V67H178ZM213 68H214V66H213ZM216 68H217V67H216ZM27 69H29V68H27ZM70 69H71V68H70ZM110 69H111V68H110ZM117 69H119V68H117ZM150 69H151V68H150ZM156 69H157V68H156ZM162 69H163V68H162ZM189 69H190V68H189ZM193 69H194V68H193ZM197 69H198V68H197ZM202 69H203V68H202ZM208 69H209V68H208ZM233 69H234V67H233ZM235 69H236V67H235ZM238 69H240L239 66H238ZM246 69H247V68H246ZM21 70H22V69H21ZM21 70H20V71H21ZM23 70H24V68H23ZM25 70H26V69H25ZM44 70H45V69H44ZM56 70H58V69H56ZM75 70H76V69H75ZM77 70H79V69H77ZM103 70H104V69H103ZM105 70H107V69H105ZM105 70H104V71H105ZM125 70H126V69H125ZM125 70H124V71H125ZM133 70H134V69H133ZM159 70H160V69H159ZM181 70H183V69H181ZM194 70H195V69H194ZM211 70H212V69H211ZM29 71H30V69H29ZM31 71H32V70H31ZM33 71H35V69H34ZM42 71H43V69H42ZM60 71H61V70H60ZM62 71H63V70H62ZM80 71H81V70H80ZM91 71H92V70H91ZM118 71H119V70H118ZM121 71H123V70H121ZM137 71H138V70H137ZM152 71H153V70H152ZM152 71H151V72H152ZM184 71H185V70H184ZM212 71H213V70H212ZM212 71H211V72H212ZM249 71H250V70H249ZM22 72H23V71H22ZM27 72H28V71H27ZM49 72H50V70H49ZM57 72H58V71H57ZM69 72H71V71H69ZM97 72H98V71H97ZM97 72H96V73H97ZM164 72H165V71H164ZM164 72H163V73H164ZM171 72H172V71H171ZM175 72H177V71H175ZM203 72H204V71H203ZM205 72H206V71H205ZM213 72H214V71H213ZM242 72H243V71H242ZM252 72H253V71H252ZM23 73H25V72H23ZM38 73H40V72H38ZM38 73H37V74H38ZM50 73H51V72H50ZM59 73H60V72H59ZM61 73H62V72H61ZM76 73H77V72H76ZM87 73H88V71L86 72V74H87ZM92 73H93V72H92ZM119 73H120V71H119ZM126 73H127V72H126ZM168 73H169V71H168ZM192 73H193V72H192ZM229 73H230V72H229ZM237 73H238V72H237ZM258 73H259V72H258ZM31 74H32V73H31ZM31 74H29V76H30ZM45 74H46V73H45ZM45 74H44V75H45ZM55 74H57V73H55ZM90 74H91V73H90ZM110 74H111V73H110ZM137 74H138V72H137ZM145 74H146V73H145ZM165 74H166V73H165ZM27 75H28V74H27ZM42 75H43V74H42ZM46 75H47V74H46ZM48 75H50V74H48ZM66 75H67V74H66ZM84 75H85V74H84ZM92 75H93V74H92ZM112 75H113V74H112ZM114 75H115V74H114ZM152 75H153V74H152ZM166 75H167V74H166ZM166 75H165V76H166ZM177 75H178V74H177ZM181 75H182V74H181ZM183 75H184V74H183ZM186 75H187V74H186ZM193 75H194V74H193ZM215 75H216V73H215ZM222 75H223V74H222ZM32 76H33V75H32ZM34 76H35V75H34ZM50 76H51V75H50ZM60 76H61V74H60ZM73 76H74V75H73ZM85 76H88V75H85ZM99 76H100V75H99ZM153 76H154V75H153ZM155 76H158V74L155 75ZM217 76H218V75H217ZM234 76H235V75H234ZM261 76H262V75H261ZM51 77H52V76H51ZM57 77H59V76H57ZM100 77H101V76H100ZM108 77H109V76H108ZM108 77H107V78H108ZM119 77H120V75H119ZM158 77H159V76H158ZM222 77H223V76H222ZM226 77H227V76H226ZM229 77H230V76H229ZM229 77H228V78H229ZM247 77H248V76H247ZM26 78H27V77H26ZM26 78H24V79H26ZM45 78H47V77H45ZM64 78H67V77H64ZM64 78H63V79H64ZM70 78H71V77H70ZM82 78H83V77H82ZM82 78H81V79H82ZM104 78H106V77H104ZM114 78H115V77H114ZM116 78H117V77H116ZM116 78H115V79H116ZM123 78H124V77H123ZM129 78H130V77H129ZM132 78H133V77H132ZM144 78H145V77H144ZM146 78H147V77H146ZM188 78H189V77H188ZM259 78H260V79H263L262 77H259ZM30 79H31V78H30ZM38 79H39V77H38ZM38 79H36V80H38ZM76 79H79V78H76ZM97 79H98V77H97ZM112 79H113V78H112ZM117 79H118V78H117ZM136 79H137V78H136ZM136 79H134V80H136ZM150 79H151V77H150ZM154 79H155V78H154ZM181 79H182V78H181ZM181 79H180V80H181ZM189 79H190V78H189ZM211 79H212V78H211ZM225 79H226V78H225ZM229 79H230V78H229ZM236 79H238V78H236ZM32 80H33V79H32ZM50 80H51V79H50ZM68 80H69V79H68ZM79 80H80V79H79ZM83 80H84V79H83ZM98 80H99V79H98ZM127 80H128V79H127ZM155 80H156V79H155ZM159 80H160V79H159ZM159 80H157V82H158ZM165 80H167V79H165ZM15 81H16V80H15ZM73 81H74V80H73ZM73 81H71V82H72V84L74 85V82H73ZM90 81H91V79H90L89 77H87V78H86V82H85L84 87H86V88H88V89L91 90V87H92V86L89 85V84H91ZM94 81H95V80H94ZM113 81H114V80H113ZM143 81H144V80H143ZM181 81H183V80H181ZM194 81H195V80H194ZM218 81H219V79H218ZM227 81H228V80H227ZM236 81H237V80H236ZM54 82H55V81H54ZM62 82H63V81H62ZM95 82H96V81H95ZM99 82H100V81H99ZM99 82H98V83H99ZM116 82H117V81H116ZM116 82H115V83H116ZM118 82H119V81H118ZM133 82H134V81H133ZM185 82H186V81H185ZM210 82H211V81H210ZM230 82H231V81H230ZM238 82H239V81H238ZM33 83H34V82H33ZM36 83H37V82H36ZM36 83H35V84H36ZM77 83H78V82H77ZM86 83H87V84H86ZM108 83H109V82H108ZM124 83H125V82H124ZM140 83H141V82H140ZM146 83H147V82H146ZM154 83H155V82H154ZM190 83H191V82H190ZM208 83H209V81H208ZM55 84H57V83H55ZM66 84H67V83H66ZM94 84H95V83H94ZM100 84H101V83H100ZM111 84H113V83H111ZM142 84H143V83H142ZM148 84H149V81H148ZM183 84H184V83H183ZM213 84H214V83H213ZM213 84H212V85H213ZM216 84H217V83H216ZM221 84H222V83H221ZM250 84H251V83H250ZM61 85H62V84H61ZM102 85H104V84H102ZM118 85H119V83H118ZM144 85H145V84H144ZM181 85H182V84H180V87H181ZM194 85H195V84H194ZM196 85H197V83H196ZM210 85H211V84H210ZM233 85H234V83H233ZM32 86H33V85H32ZM36 86H37V85H36ZM70 86H71V85H70ZM81 86H82V85H81ZM98 86H99V85H98ZM132 86H134V85H132ZM159 86H160V85H159ZM1 87H3V86H1ZM55 87H56V86H55ZM62 87H63V86H62ZM94 87H95V86H94ZM96 87H97V86H96ZM101 87H102V86H101ZM111 87H113V86H111ZM111 87H110V88H111ZM115 87L117 88V85H116ZM120 87H121V86H120ZM144 87H145V86H144ZM144 87H143V88H144ZM155 87H156V86H155ZM169 87H170V86H169ZM195 87H196V86H195ZM236 87H237V86H236ZM240 87H241V86H240ZM5 88H6V87H5ZM21 88H22V87H21ZM26 88H28V87H26ZM53 88H54V87H53ZM65 88H66V87H65ZM104 88H105V87H104ZM157 88H158V87H157ZM163 88H164V87H163ZM171 88H172V87H171ZM192 88H193V86H192ZM251 88H252V87H251ZM258 88H259V87H258ZM59 89H60V88H59ZM79 89H80V88H79ZM84 89H85V88H84ZM101 89H102V88H101ZM118 89H119V88H118ZM122 89H123V88H122ZM128 89H129V88H128ZM131 89H132V87H131ZM139 89L141 90L140 87H139ZM139 89H138V90H139ZM144 89H145V88H144ZM165 89H167V88H165ZM168 89H169V88H168ZM172 89H173V88H172ZM221 89H222V87H221ZM226 89H228V88H226ZM229 89H230V88H229ZM233 89H234V88H233ZM235 89H236V88H235ZM25 90H26V89H25ZM29 90H30V89H29ZM33 90H34V89H33ZM35 90H36V88H35ZM41 90H42V89H41ZM86 90H87V89H86ZM110 90H111V89H110ZM125 90H126V88H125ZM178 90H179V89H178ZM241 90H242V89H241ZM261 90H262V89H261ZM1 91H2V90H1ZM21 91H22V89H21ZM38 91H39V90H38ZM73 91H74V90H73ZM77 91H79V90H77ZM81 91H82V90H81ZM93 91H94V90H93ZM93 91H92V93H93ZM99 91H100V90H99ZM99 91H98V92H99ZM119 91H120V90H119ZM172 91H173V90H172ZM174 91H175V90H174ZM179 91H180V90H179ZM195 91H196V90H195ZM197 91H198V90H197ZM197 91H196V93H197ZM217 91H218V90H217ZM219 91L221 92V90H219ZM230 91H231V90H230ZM256 91H257V90H256ZM13 92H14V91H13ZM27 92H28V91H27ZM46 92H47V91H46ZM59 92H60V91H59ZM65 92H66V91H65ZM71 92H72V90H71ZM71 92H70V93H71ZM75 92H76V91H75ZM86 92H87V91H86ZM88 92H89V90H88ZM95 92H96V91H95ZM109 92H110V91H109ZM140 92H141V91H140ZM140 92H139V93H140ZM143 92H144V91H143ZM160 92H161V91H160ZM220 92H219V95H220ZM235 92H236V91H235ZM250 92H251V91H250ZM6 93L8 94V92H6ZM15 93H16V92H15ZM41 93H42V92H41ZM43 93H44V92H43ZM56 93H57V92H56ZM148 93H150V91H149ZM155 93H156V92H155ZM166 93H167V92H166ZM225 93H226V92H225ZM228 93H229V92H228ZM259 93H260V92H259ZM36 94H37V93H36ZM50 94H51V93H50ZM72 94H74V93H72ZM108 94H109V93H108ZM108 94H107V95H108ZM113 94H114V93H113ZM129 94H131V92H130ZM133 94H135V92H134ZM153 94H154V93H153ZM168 94H169V93H168ZM190 94H191V92H190ZM194 94H195V93H194ZM201 94H202V93H201ZM4 95H5V93H4ZM8 95H9V94H8ZM29 95H30V94H29ZM31 95H32V94H31ZM38 95H39V94H38ZM40 95H41V94H40ZM46 95H47V94H46ZM54 95H55V94H54ZM79 95H80V94H79ZM79 95H77V96H79ZM97 95H99V93H97ZM100 95H101V94H100ZM105 95H106V94H105ZM109 95H110V94H109ZM109 95H108V96H109ZM120 95H121V94H120ZM122 95H123V94H122ZM122 95H121V96H122ZM137 95H138V94H137ZM140 95H141V94H140ZM144 95H145V94H144ZM155 95H156V94H155ZM155 95H154L153 97H155ZM163 95H164V94H163ZM165 95H166V94H165ZM170 95L173 96L174 94H170ZM209 95H210V94H209ZM215 95H216V94H215ZM228 95H229V94H228ZM232 95H233V94H232ZM19 96H20V95H19ZM27 96H28V95H27ZM71 96H72V95H71ZM116 96H117V95H116ZM127 96H128V95H127ZM147 96H148V95H147ZM158 96H159V95H158ZM168 96H169V95H168ZM222 96H224V95H222ZM241 96H242V94H241ZM1 97H2V96H1ZM5 97H6V96H5ZM15 97H16V96H15ZM28 97H29V96H28ZM42 97H43V96H42ZM57 97H58V95H57ZM102 97H103V96H102ZM144 97H145V96H144ZM162 97H163V96H162ZM165 97H166V96H165ZM197 97H198V96H197ZM235 97H236V96H235ZM3 98H4V97H3ZM32 98H33V97H32ZM51 98H52V97H51ZM53 98H54V97H53ZM110 98H111V97H110ZM115 98H116V97H115ZM124 98H125V97H124ZM124 98H121V99L123 100ZM135 98H136V97H135ZM141 98L143 99L142 95H141ZM160 98H161V97H160ZM171 98H172V97H171ZM174 98H175V97H174ZM201 98H202V97H201ZM221 98H222V97H221ZM257 98H258V97H257ZM17 99H18V98H17ZM35 99H36V98H35ZM107 99H108V98H107ZM161 99H162V98H161ZM168 99H169V97H168ZM198 99H199V98H198ZM241 99H242V98H241ZM1 100H2V99H1ZM3 100H4V99H3ZM33 100H34V99H33ZM39 100H40V99H39ZM53 100H54V99H53ZM85 100H86V99H85ZM90 100H91V99H90ZM139 100H140V99H139ZM154 100H155V99H154ZM190 100H191V99H190ZM218 100H219V99H218ZM218 100H217V101H218ZM228 100H229V99H228ZM233 100H234V99H233ZM54 101H56V100H54ZM87 101H88V100H87ZM104 101H105V100H104ZM108 101H109V100H108ZM111 101H113V100H111ZM111 101H109V102H111ZM136 101H138V100H136ZM155 101H156V100H155ZM157 101H158V100H157ZM163 101H165V100H163ZM169 101H170V100H169ZM169 101H168L167 103H169ZM204 101H205V100H204ZM214 101H215V100H214ZM226 101H227V100H226ZM231 101H232V100H231ZM18 102H19V101H18ZM39 102H40V101H39ZM50 102H52V100H51ZM82 102H85V101H82ZM102 102H103V100H102ZM115 102H116V100H115ZM170 102H171V101H170ZM191 102H192V101H191ZM208 102H209V100H208ZM234 102H235V101H234ZM260 102H261V101H260ZM2 103H3V102H2ZM30 103H31V102H30ZM36 103H38V102H36ZM52 103H53V102H52ZM58 103H59V102H58ZM79 103H80V102H79L78 98H75L74 101H73V105H74V106H72V105L69 106V105H68L69 107H72V109H67V110H65V114H62V115L64 116L65 119H66V118H67V119L71 118V119L73 120V118H74V119L77 120V118H78V119H80V120L78 121V123L76 124V126L71 125V124L68 125V122H67V121H66L65 123L63 122V124L61 123V125H60V129H59V128H58V129L61 130L62 139H61V138H60V139H59V138L56 139V137H55L54 135H52V136L56 139V141H57L58 143H59L60 141H62L63 144L68 145L67 142H66V137H68V136L71 135L72 133H75V134L78 135V134H80V132H82V131H87V132H89V131L94 130V129L91 127V125L89 126V125L83 123V122L87 119L88 116L86 117V115H85L84 113H82L83 111L80 112V110H79ZM93 103H94V102H93ZM105 103H106V102H105ZM126 103H127V102H126ZM192 103H193V102H192ZM256 103H257V102H256ZM3 104H4V103H3ZM6 104H7V103H6ZM10 104H12V103H10ZM33 104H34V103H33ZM40 104H41V103H40ZM47 104H48V103H47ZM82 104H83V103H82ZM85 104H86V102H85ZM85 104H84V105H85ZM116 104H118V103H116ZM116 104H115V105H116ZM120 104H121V103H120ZM138 104H139V103H138ZM169 104H170V103H169ZM174 104H176V103H174ZM199 104H200V102H199ZM205 104H206V103H205ZM205 104H204V105H205ZM261 104H262V102H261ZM17 105H18V103H17ZM30 105H31V104H30ZM30 105H29V106H30ZM99 105H100V104H99ZM189 105H190V104H189ZM204 105H202V106H204ZM210 105H211V104H210ZM222 105H223V104H222ZM229 105H230V104H229ZM8 106H10V105H8ZM8 106H7V107H8ZM33 106H34V105H32V107H33ZM63 106H64V107H67V106H65V104H63ZM63 106H61V107H63ZM81 106H83V105H81ZM90 106H91V105H90ZM95 106H97V105H95ZM119 106H120V105H119ZM119 106H117V107H119ZM128 106H129V105H128ZM131 106H132V105H131ZM133 106H134V105H133ZM133 106H132V107H133ZM165 106H166V104H165ZM191 106H192V105H191ZM208 106H209V105H208ZM223 106H225V105H223ZM251 106H252V105H251ZM254 106H255V105H254ZM14 107H15V106H14ZM17 107H18V106H17ZM64 107H63V109H64ZM97 107H98V106H97ZM100 107H101V105H100ZM112 107H113V106H112ZM123 107H125V106H123ZM166 107H168V104H167ZM209 107H210V106H209ZM218 107H219V106H218ZM9 108H11V107H9ZM9 108H8V109H9ZM12 108H13V107H12ZM29 108H30V107H29ZM85 108H86V107H85ZM92 108H93V107H92ZM94 108H95V107H94ZM102 108H103V107H101V109H102ZM106 108H107V107H105V109H106ZM110 108H111V103H110ZM110 108H109V109H110ZM114 108H115V106H114ZM145 108H146V107H145ZM187 108H188V107H187ZM190 108H192V107H190ZM200 108H201V107H200ZM210 108H211V107H210ZM225 108H226V107H225ZM262 108H263V107H262ZM19 109H20V108H19ZM21 109H22V108H21ZM88 109H89V108H88ZM97 109H98V108H97ZM99 109H100V108H99ZM105 109H104V110H105ZM112 109H113V108H112ZM116 109H117V108H116ZM118 109H119V108H118ZM118 109H117V111H118ZM132 109H133V108H132ZM135 109H136V108H135ZM146 109H147V108H146ZM148 109H149V108H148ZM164 109H167V108L164 107ZM204 109H205V108H204ZM204 109H203V110H204ZM208 109H209V108H208ZM237 109H238V108H237ZM10 110H13V109H10ZM14 110H15V109H14ZM25 110H26V109H25ZM44 110H45V109H44ZM95 110H96V109H95ZM113 110H114V109H113ZM124 110H125V109H124ZM136 110H137V109H136ZM172 110H173V109H172ZM203 110H201V111H203ZM212 110H213V109H212ZM214 110H215V109H214ZM226 110H227V109H226ZM240 110H241V109H240ZM19 111H20V110H19ZM27 111H28V110H27ZM60 111H61V110H60ZM99 111H100V110H99ZM102 111H103V110H102ZM117 111H116V112H117ZM119 111H120V109H119ZM134 111H135V110H134ZM154 111H155V110H154ZM160 111H161V110H160ZM164 111H165V110H164ZM173 111H174V110H173ZM188 111H189V110H188ZM192 111H193V110H192ZM197 111H198V110H197ZM206 111H207V110H205V112H206ZM209 111H211V110H209ZM13 112H14V111H13ZM20 112H21V111H20ZM28 112H29V111H28ZM87 112H88V111H87ZM90 112H91V111H90ZM107 112H108V111H107ZM123 112H124V111H123ZM131 112H132V111H131ZM205 112H204V113H205ZM259 112H261V111L259 110ZM16 113H17V112H16ZM45 113H46V112H45ZM59 113H60V112H59ZM62 113H64V112H62ZM94 113H95V112H94ZM97 113H99V112H97ZM103 113H104V112H103ZM108 113H109V112H108ZM113 113H114V112H112L111 114H113ZM118 113H119V112H118ZM118 113H117V115L120 114V113H119V114H118ZM127 113H128V111H127ZM149 113H150V112H149ZM188 113H189V112H188ZM208 113H209V112H208ZM226 113H227V112H226ZM105 114H107V113H105ZM129 114H130V113H129ZM156 114H157V113H156ZM163 114H164V113H163ZM186 114H187V113H186ZM209 114H210V113H209ZM239 114H240V113H239ZM241 114H242V113H241ZM27 115H28V114H27ZM54 115L56 116V114H54ZM57 115H58V114H57ZM89 115H91V114H89ZM95 115H96V113H95ZM103 115H104V114H103ZM108 115H109V114H108ZM115 115H116V114H115ZM115 115H114V116H115ZM160 115H162V114H160ZM160 115H159V116H160ZM226 115H227V114H226ZM49 116H50V115H49ZM51 116H52V115H51ZM55 116H54V117H55ZM59 116H60V115H59ZM100 116H101V115H100ZM104 116H106V115H104ZM110 116H111V115H110ZM121 116H122V114H121ZM159 116H158V117H159ZM188 116H189V115H188ZM190 116H191V115H190ZM193 116H194V115H193ZM201 116H202V115L200 114V118H201ZM204 116H205V115H204ZM45 117H46V116H45ZM98 117H99V116H98ZM111 117H112V116H111ZM134 117H135V116H134ZM158 117H157V119H158ZM220 117H221V116H220ZM222 117H224V116H222ZM252 117H254V118H256V119L259 120V119H263V118H264V115H263L262 113L260 114V113L257 112V113H255V115L252 116ZM47 118H48V117H47ZM92 118H93V117H92ZM96 118H97V117H96ZM102 118H103V117H102ZM106 118H107V117H106ZM117 118H118V117H117ZM142 118H144V117L142 116ZM161 118H162V117H161ZM198 118H199V117H198ZM198 118H197V119H198ZM203 118H205V120H209V119H210V120H213L215 117L212 118L211 116H210V117L206 116V117H203ZM227 118H228V117H227ZM249 118H250V116H249ZM50 119H51V117H50ZM53 119H54V118H53ZM56 119H57V117H56ZM56 119H55V122L57 123ZM62 119H63V118H62ZM103 119H104V118H103ZM103 119H102V120H103ZM113 119H114V118H113ZM122 119H123V118H122ZM127 119H128V118H127ZM145 119H146V118H145ZM154 119H155V118H154ZM229 119H230V118H229ZM95 120H96V119H95ZM115 120H116V117H115ZM193 120H194V119H193ZM205 120H204V121H205ZM52 121H53V120H52ZM70 121H71V120H70ZM73 121H74V120H73ZM106 121H108V120H106ZM113 121H114V120H112V122H113ZM120 121H121V120H120ZM128 121H130V119H129ZM137 121H138V120H137ZM145 121H147V120H145ZM159 121H161V120H159ZM187 121H188V120L184 118V119H183V124H184V123H185V124H188ZM217 121H218V120H217ZM248 121H249V120H248ZM43 122H44V121H43ZM85 122H86V121H85ZM90 122H91V121H90ZM99 122H100V121H99ZM110 122H111V121H110ZM110 122H109V123H110ZM118 122H119V120H118ZM189 122H190V121H189ZM198 122H199V121H198ZM209 122H211V121H209ZM213 122H214V121H213ZM213 122H212V123H213ZM226 122H228V121H226ZM70 123H71V122H70ZM86 123H87V122H86ZM91 123H92V122H91ZM96 123H97V122H96ZM96 123H95V124H96ZM101 123H103V122H101ZM109 123H107V124H109ZM129 123H131V122H129ZM133 123H134V122H133ZM133 123H132V124H133ZM136 123H137V122H136ZM143 123H144V122H143ZM146 123H147V122H146ZM148 123H149V122H148ZM164 123H165V121H164ZM195 123H196V122H195ZM235 123H236V126H238V125H237V120L234 121V125H235ZM251 123H252V122H251ZM255 123H256V122H255ZM263 123H264V122H263ZM48 124H49V122H48ZM54 124H55V123H54ZM88 124H89V122H88ZM110 124H111V123H110ZM115 124H116V121H115ZM137 124H138V123H137ZM158 124H159L158 122H155V124H154V126H155V128H156V130H157V134L160 135V136H162V137H163V136H166L165 139H167V141H168V145H169V146L173 147V145H174L175 143L177 144L178 141L176 140L175 136H176L178 133H181V132H182V129H181V128H185V127H182V124H181L180 122L175 121V120H174L173 127L170 128V129H169V128H167V129H166V128H163V127L159 126ZM171 124H172V123H171ZM204 124H205V123H204ZM228 124H229V123H228ZM45 125H47V124H45ZM100 125H101V124H100ZM122 125H124V124H122ZM122 125H121V127H122ZM135 125H136V124H135ZM138 125H139V124H138ZM141 125H142V124H141ZM144 125H145V124H144ZM144 125H143V126H144ZM197 125H198V124H197ZM202 125H203V124H202ZM212 125H214V124H212ZM243 125H244V124H242V126H243ZM39 126H40V125H39ZM57 126H58V125H57ZM109 126H110V125H109ZM162 126H163V125H162ZM165 126H166V124H165ZM187 126H188V125H187ZM200 126H201V125H200ZM203 126H204V125H203ZM209 126H210V125H209ZM219 126H220V125H219ZM94 127H95V126H94ZM98 127H99V126H98ZM100 127H101V126H100ZM114 127H115V125H114ZM118 127H119V126H118ZM118 127H117V128H118ZM126 127H127V126H126ZM126 127H125V128H126ZM129 127H130V126H129ZM201 127H202V126H201ZM206 127H207V126H206ZM212 127H213V126H212ZM212 127H211V128H212ZM233 127H235V126H233ZM53 128H54V127H53ZM111 128H112V127H111ZM127 128H128V127H127ZM138 128H139V127H138ZM140 128H141V127H140ZM211 128H210V129H211ZM218 128H219V127H218ZM221 128H222V127H221ZM225 128H226V127H225ZM261 128H262V127H261ZM51 129H52V128H51ZM108 129H109V127H108ZM119 129H120V128H119ZM128 129H129V128H128ZM128 129H127V130H128ZM130 129H131V131H132L133 128L130 127ZM134 129H136V128L134 127ZM208 129H209V128H208ZM222 129H223V128H222ZM229 129H230V128H229ZM245 129H246V128H245ZM42 130H43V129H42ZM49 130H50V127L47 126V128H46V130H45L44 133H37L36 135L40 134V135H46L47 137H50L51 134L49 133ZM62 130H63V131H62ZM95 130H97V129H95ZM95 130H94V131H95ZM109 130H110V129H109ZM109 130H108V131H109ZM112 130H113V129H112ZM137 130H138V129H137ZM143 130H144V129H143ZM184 130L186 131V133H187L188 135H192L191 132H189L187 129H184ZM184 130H183V131H184ZM237 130H238V129H237ZM262 130H263V129H262ZM17 131H18V130H17ZM121 131H122V130H121ZM129 131H130V130H129ZM139 131H141V130H139ZM144 131H145V130H144ZM206 131H207V130H206ZM208 131H210V130H208ZM238 131H239V130H238ZM0 132H1V131H0ZM25 132H26V131H25ZM39 132H40V131H39ZM41 132H42V131H41ZM52 132H53V131H52ZM113 132H114V131H113ZM118 132L121 133L120 130H118ZM133 132H135V131H133ZM193 132H194V131H193ZM243 132H244V131H243ZM245 132H246V131H245ZM245 132H244V133H245ZM16 133H18V132H16ZM30 133H32V132H30ZM90 133H91V132H90ZM90 133H89V134H90ZM98 133H99V130H98ZM104 133H105V132H104ZM123 133H124V131H123ZM183 133H184V132H183ZM197 133H198V132H197ZM209 133H210V132H209ZM236 133H237V132H236ZM240 133H241V132H240ZM99 134H100V133H99ZM124 134H125V133H124ZM128 134H129V133H128ZM134 134H135V133H134ZM138 134H140V133H138ZM143 134H144V133H143ZM225 134H226V133H225ZM225 134L223 133V131L220 132L219 135H218V139H217L216 141H211V142L208 141V140L211 139V138H209V139H207V140L205 139L206 137L204 138V139H205V140L203 141L204 147H203V146H202V147H203V151H204L203 155L206 154V157H205L206 162H209V163H210V162L212 161V157H211V154H210L211 151L213 150V147H214V146L212 147V145H215V146L220 150L221 155L223 156L224 162H227V163H228V162H231L232 156H234V155L231 156V154H229V153L227 152V150H226L227 138L224 136ZM80 135H81V134H80ZM113 135H114V134H113ZM117 135H119V134H117ZM129 135H130V134H129ZM140 135H142V133H141ZM197 135H198V134H197ZM202 135H203V134H202ZM202 135H201V136H202ZM204 135H205V134H204ZM215 135H216V134H215ZM32 136H33V135H32ZM72 136H73V134H72ZM89 136H90V135H89ZM89 136H88V137H89ZM92 136H93V135H92ZM92 136H91V137H92ZM109 136H110V135H109ZM138 136H139V135H138ZM198 136H199V135H198ZM240 136H241V135H240ZM27 137H29V136H27ZM79 137H80V136H79ZM84 137H86V136H84ZM100 137H101V136H100ZM112 137H113V136H111V138H112ZM119 137H120V136H119ZM124 137H125V136H124ZM124 137H122L121 139L124 140V141H128V140H129L131 143L136 144V146H137V144H144V145H146V144H148V143H152L153 145L157 146V144L154 143V142H152V141H148V142H144V141H143V142H139V139H138V141H136V140H133L134 138L130 139V138H127V137L124 138ZM133 137H134V136H133ZM142 137H143V136H142ZM145 137H146V136H145ZM186 137H187V136H186ZM192 137H193V136H192ZM195 137H196V136H195ZM231 137H232V136H231ZM242 137H243V136H242ZM50 138H51V137H50ZM50 138H49V139H50ZM111 138H108V137H107L106 140L104 139V141L109 142V143H112V144H113V143H114V144H117V143H120V141H121V140H117V141H115L116 138H114V137H113L114 140L111 139ZM140 138H141V137H140ZM147 138H148V137H147ZM179 138H180V137H179ZM189 138H191V136H190ZM229 138H230V137H229ZM30 139H31V138H30ZM33 139H34V138H33ZM49 139H48V141H49ZM77 139H78V138H77ZM82 139H83V138H82ZM85 139H87V137H86ZM85 139H84V140H85ZM96 139H97V138H96ZM96 139H95V140H96ZM101 139H102V138H101ZM142 139H144V138H142ZM154 139H155V138H154ZM185 139H186V138H185ZM198 139H199V138H198ZM241 139H242V138H241ZM251 139H252V138H251ZM4 140H5V139H4ZM8 140H9V139H8ZM16 140H17L16 142H18V139H16ZM23 140H24V139H23ZM34 140H35V139H34ZM52 140H53V139H52ZM72 140H73V138H72ZM88 140H89V138H88ZM91 140H92V139H91ZM152 140H153V139H152ZM195 140H196V139H195ZM199 140L201 141V138H200ZM256 140H257V139H256ZM2 141H3V140H2ZM2 141H1V142H2ZM10 141H11V138H10ZM20 141H21V140H20ZM26 141H27V139H26ZM29 141H31V140H29ZM35 141H36V140H35ZM102 141H103V140H102ZM165 141H166V140H165ZM189 141H190V140H189ZM197 141H198V140H197ZM197 141H195V142H197ZM200 141H199V142H200ZM229 141H230V140H229ZM238 141H239V140H238ZM249 141H252V140H249ZM27 142H28V141H27ZM41 142H43V141H41ZM49 142H51V141H49ZM81 142H82V141H81ZM81 142L79 141V144H81ZM94 142H96V141H94ZM20 143H21V142H20ZM22 143H23V142H22ZM30 143H31V142H30ZM86 143H87V142H86ZM101 143H102V142H101ZM126 143H127V142H126ZM131 143H130V144H131ZM187 143H188V142H187ZM34 144H36V143H34ZM41 144H42V143H41ZM43 144H44V143H43ZM59 144H60V143H59ZM90 144H91V143H90ZM90 144H89V145H90ZM161 144H162V143H161ZM166 144H167V143H166ZM178 144H180V142H179ZM238 144H239V143H238ZM247 144H248V143H247ZM251 144H252V143H251ZM30 145H31V144H30ZM36 145H38V144H36ZM39 145H40V144H39ZM73 145H74V144H73ZM81 145H82V144H81ZM93 145H94V144H93ZM119 145H120V144H119ZM196 145H197V144H196ZM196 145H195V146H196ZM248 145H249V144H248ZM7 146H8V145H7ZM10 146H11V145H10ZM110 146H111V145H110ZM112 146H113V145H112ZM125 146H126V145H125ZM132 146H134V145H132ZM150 146H151V145H150ZM193 146H194V145H193ZM193 146H192V147H193ZM239 146H240V145H239ZM241 146H242V145H241ZM249 146H250V145H249ZM36 147H37V146H35V145H33V146L31 147V148H32V149H31V152L34 153V154L37 153V152H35L36 149H37ZM44 147H45V144L43 145L42 148H44ZM61 147H62V146H61ZM85 147H86V146H85ZM102 147H103V146H102ZM106 147H107V145H106ZM117 147H118V146H117ZM123 147H124V146H122V148H123ZM143 147H144V146H143ZM167 147H168V146H167ZM181 147H182V145H181ZM187 147H188V146H187ZM190 147H191V145H190ZM192 147H191V148H192ZM196 147H197V146H196ZM198 147H199V146H198ZM256 147H257V146H256ZM35 148H36V149H35ZM103 148H104V147H103ZM113 148H114V147H113ZM119 148H120V147H119ZM129 148H130V147H129ZM139 148H140V146H139ZM175 148L177 149L178 147H175ZM179 148H180V147H179ZM183 148H184V147H183ZM228 148H229V147H228ZM234 148L236 149V147H234ZM239 148H240V147H239ZM261 148H262V145H261ZM28 149H30V148H28ZM34 149H35V150H34ZM45 149H46V148H45ZM51 149H52V148H51ZM77 149H78V148H77ZM84 149H85V148H84ZM86 149H87V148H86ZM120 149H121V148H120ZM148 149H149V148H148ZM161 149H162V148H161ZM164 149H165V148H164ZM184 149H185V148H184ZM192 149H193V148H192ZM249 149H250V148H249ZM258 149H259V148H258ZM263 149H264V148H263ZM10 150H11V149H9V151H10ZM26 150H27V149H26ZM48 150H49V149H48ZM53 150H54V149H53ZM53 150H52V151H53ZM64 150H65V149H64ZM66 150H67V149H66ZM98 150H99V149H98ZM102 150H103V149H102ZM104 150H105V149H104ZM124 150H125V148H124ZM124 150H123V151H124ZM127 150H128V149H127ZM129 150H130V149H129ZM144 150H145V149H144ZM144 150H143V151H144ZM158 150H159V149H158ZM169 150H170V149H169ZM171 150H172V149H171ZM177 150H178V149H177ZM177 150H176V151H177ZM187 150H188V149H187ZM194 150H196V149H194ZM216 150H217V149H216ZM241 150H242V149H241ZM247 150H248V149H247ZM250 150H251V149H250ZM6 151H7V149H6ZM45 151H46V150H45ZM72 151H73V150H72ZM74 151H75V150H74ZM77 151H78V150H77ZM77 151H76V152H77ZM107 151H108V150H107ZM114 151H115V150H114ZM119 151H121V150H119ZM131 151H132V149H131ZM199 151H201V150H199ZM238 151H239V150H238ZM39 152H40V151H39ZM66 152H67V151H66ZM80 152H81V151H80ZM80 152H79V153H80ZM82 152H83V151H82ZM91 152H92V151H91ZM108 152H109V151H108ZM124 152H125V151H124ZM126 152H127V151H126ZM132 152H133V151H132ZM132 152H130V153H132ZM146 152H147V151H146ZM158 152H159V151H158ZM163 152H164V151H163ZM170 152H171V151H170ZM174 152H175V151H174ZM179 152H180V151H179ZM185 152H186V150H185ZM188 152H189V151H188ZM194 152H195V151H194ZM197 152H198V151H197ZM41 153H42V152H41ZM48 153H49V152H48ZM68 153H69V152H68ZM77 153H78V152H77ZM77 153H76V154H77ZM79 153H78L77 155H81V153H80V154H79ZM88 153H89V152H88ZM88 153H87V154H88ZM93 153H94V152H93ZM98 153H99V152H98ZM116 153H117V152H116ZM121 153H122V152H121ZM140 153H141V152H140ZM150 153H151V152H150ZM167 153H169V152H165V155H166ZM183 153H184V152H183ZM190 153H191V152H190ZM195 153H196V152H195ZM247 153H248V152H247ZM5 154H6V153H5ZM43 154H44V153H43ZM45 154H46V153H45ZM45 154H44V155H45ZM49 154H50V153H49ZM53 154H54V153H53ZM71 154H72V153H71ZM83 154H84V153H83ZM95 154H96V153H95ZM99 154H100V153H99ZM111 154H112V153H111ZM148 154H149V153H148ZM157 154H158V153H157ZM178 154H179V153H178ZM192 154H193V153H192ZM192 154H191V155H192ZM244 154H245V153H244ZM259 154H260V153H259ZM66 155H67V154H66ZM72 155H73V154H72ZM77 155H76L75 157H74V155H73V157H74V158H77ZM122 155H123V154H122ZM133 155H134V153H133ZM191 155H190V157H191ZM194 155H195V154H194ZM203 155H202V156H203ZM255 155H256V154H255ZM260 155H262V153H261ZM5 156H6V155H5ZM48 156H49V155H47V157H48ZM64 156H65V154H64ZM92 156H93V155H92ZM98 156H99V155H98ZM98 156H97V157H98ZM100 156H102V155H100ZM109 156H110V155H109ZM112 156H113V155H112ZM115 156H116V155H115ZM115 156H114V157H115ZM119 156H120V155H119ZM126 156H128V155H126ZM130 156H131V155H130ZM149 156H150V155H148V158H149ZM169 156H170V155H169ZM171 156H172V155H171ZM180 156H181V155H180ZM182 156H183V154H182ZM182 156H181V158H182ZM188 156H189V155H188ZM192 156H193V155H192ZM202 156H201V157H202ZM244 156H245V155H244ZM12 157H13V156H12ZM44 157H45V156H44ZM83 157H84V156H83ZM90 157H91V156H89V159H90ZM104 157H106V156H104ZM131 157H132V156H131ZM141 157H142V155H141ZM167 157H168V156H167ZM176 157H177V155H176ZM245 157H247V156H245ZM250 157H251V156H250ZM250 157H248V158H250ZM258 157H259V156H258ZM15 158H16V157H15ZM37 158L40 159V157H37ZM45 158H46V157H45ZM50 158H51V157H49L48 159H50ZM67 158H68V156H67ZM67 158H66V160L68 161L69 158H68V159H67ZM70 158H71V157H70ZM99 158H101V157H99ZM129 158H130V157H129ZM148 158H147V159H148ZM174 158H175V157H174ZM174 158H173V159H174ZM178 158H179V157H178ZM183 158H184V157H183ZM215 158H217V157H215ZM259 158H260V157H259ZM261 158H262V156H261ZM56 159H57V158H56ZM92 159H94V156H93ZM97 159H98V158H97ZM116 159H117V158H116ZM125 159H127V158H125ZM153 159H154V158H153ZM155 159H156V158H155ZM161 159H162V158H161ZM175 159H177V158H175ZM186 159H187V158H186ZM186 159H185V160H186ZM189 159H190V158H189ZM191 159L193 160V159H194V156H193ZM203 159H204V158H203ZM40 160H41V159H40ZM44 160H45V159H44ZM53 160H54V159H53ZM59 160H60V159H59ZM62 160H63V159H62ZM70 160H71V159H70ZM80 160H81V159H80ZM94 160H95V159H94ZM98 160H99V159H98ZM98 160H97V161H98ZM112 160H113V159H112ZM137 160H138V159H137ZM156 160H157V159H156ZM156 160H155V161H156ZM166 160H167V159H166ZM181 160H182V159H181ZM187 160H188V159H187ZM187 160H186V161H187ZM205 160H204V161H205ZM249 160H250V159H249ZM249 160H248V161H249ZM252 160H253V159H252ZM254 160H256V159H254ZM257 160H258V159H257ZM263 160H264V158H263ZM46 161H48V160H46ZM81 161H82V160H81ZM84 161H85V160H84ZM91 161H92V160H91ZM91 161H90V162H91ZM97 161H95L96 164H97ZM106 161H107V160H106ZM117 161H118V160H117ZM153 161H154V160H153ZM162 161H163V160H162ZM168 161H169V160H167L166 162H168ZM170 161H171V160H170ZM172 161H173V160H172ZM177 161L180 162V160H178V159H177ZM189 161H190V160H189ZM193 161H194V160H193ZM201 161H202V159H201ZM217 161H218V160H217ZM65 162H66V161H65ZM72 162H74V161H72ZM77 162H79V161H77ZM77 162H76V163H77ZM86 162H87V161H86ZM120 162H121V161H120ZM213 162H215V161H213ZM244 162H246V161H244ZM250 162H251V161H250ZM254 162H255V161H254ZM256 162H259V161H256ZM260 162H261V161H260ZM17 163H18V162H17ZM17 163H16V164H17ZM24 163H26V162H24ZM45 163H47V162H45ZM68 163H70V162H68ZM93 163H94V162H93ZM100 163H101V162H100ZM100 163H99V164H100ZM124 163H126V162H124ZM139 163H141V162H139ZM180 163H181V162H180ZM182 163H183V162H182ZM200 163H202V162H200ZM200 163H199V164H200ZM211 163H212V162H211ZM211 163H210V164H211ZM9 164H10V163H9ZM13 164H14V163H13ZM19 164H20V163H19ZM31 164H32V163H30V165H31ZM41 164H42V163H40V165H41ZM65 164H66V163H65ZM70 164H71V163H70ZM72 164H73V163H72ZM84 164H85V162L83 163V166H85ZM99 164H98V165H99ZM108 164H110V163L105 162V163H104V166H108ZM119 164H120V163H119ZM133 164H134V163H133ZM162 164H163V163H162ZM169 164H170V162H169ZM190 164H191V163H190ZM197 164H198V163H197ZM249 164H251V163H248V165H249ZM255 164H256V163H255ZM258 164H259V163H258ZM22 165H23V162H22ZM26 165H27V164H26ZM26 165H25V166H26ZM44 165H47V164H44ZM68 165H69V164H68ZM68 165H66V166H68ZM80 165H81V162H80ZM86 165H88V163H87ZM92 165H93V164H92ZM100 165H101V164H100ZM163 165H165V164H163ZM204 165H205V164H204ZM223 165H224V164H223ZM230 165H231L230 167H232V164H230ZM12 166H13V165H12ZM41 166H42V165H41ZM55 166H56V165H55ZM70 166H71V165H70ZM113 166H114V165H113ZM127 166H128V165H127ZM152 166H153V164H152ZM158 166H159V165H158ZM161 166H162V165H161ZM167 166H168V165H167ZM169 166H170V165H169ZM172 166H173V165H172ZM183 166H184V163H183ZM187 166H189V165H187ZM209 166H210V165H209ZM211 166H212V165H211ZM211 166H210V167H211ZM255 166H256V165H255ZM261 166H262V165H261ZM29 167H30V166H29ZM42 167H43V166H42ZM44 167H46V166H44ZM48 167H49V166H48ZM74 167H76V166H74ZM88 167H89V166H87V168H88ZM110 167H111V166H110ZM128 167H129V166H128ZM154 167H155V166H154ZM162 167H163V166H162ZM178 167H179V165H178ZM178 167H177V168L175 167V168L178 169ZM181 167H182V166H181ZM181 167H180V168H181ZM185 167H186V166H184V168H185ZM189 167H190V166H189ZM189 167H188V168H189ZM193 167H194V166H193ZM196 167H197V166H196ZM219 167H220V166H219ZM225 167H226V166H225ZM227 167H228V166H227ZM227 167H226V168H227ZM263 167H264V166H263ZM263 167H262V168H263ZM68 168H71V167H68ZM82 168H83V167H82ZM87 168H86V169H87ZM95 168H96V167H94V172H96V171H95V170H96ZM103 168L105 169V167H103ZM103 168H102V169H103ZM115 168H116V167H115ZM120 168H121V167H120ZM133 168H134V166H133ZM169 168H170V167H169ZM180 168H179V169H180ZM232 168H233V167H232ZM36 169H37V167H36ZM50 169H51V168H50ZM59 169H60V168H59ZM71 169H74V168H71ZM86 169H85V170H86ZM88 169H89V168H88ZM88 169H87V170H88ZM90 169H91V168H90ZM92 169H93V168H92ZM137 169H138V168H137ZM145 169H146V168H145ZM145 169L142 168V171L145 170ZM147 169H148V168H147ZM166 169H167V168H166ZM240 169H241V168H240ZM253 169H254V168H253ZM34 170H35V169H34ZM42 170H43V168H42ZM48 170H49V169H48ZM53 170H54V169H53ZM75 170H76V169H75ZM98 170H99V169H98ZM106 170H107V168H106ZM111 170H112V169H111ZM111 170H110L109 173H111V172L113 171V170H112V171H111ZM127 170H128V169H127ZM135 170H136V169H135ZM151 170H152V169H151ZM163 170H164V169H163ZM173 170H174V169H173ZM173 170H172V171H173ZM219 170H220V169H218V172H219ZM38 171H39V169H38ZM63 171H64V170H63ZM72 171H73V170H72ZM92 171H93V170H92ZM146 171H147V170H146ZM157 171H158V170H157ZM161 171H162V170H161ZM186 171H187V170H186ZM210 171H212V170L210 169ZM213 171H214V170H213ZM22 172H23V171H22ZM25 172H26V171H25ZM67 172H68V171H67ZM78 172H79V171H78ZM113 172H114V171H113ZM119 172H120V171H119ZM119 172H118V173H119ZM179 172H180V171H179ZM181 172H182V171H181ZM189 172H190V171H189ZM189 172H188V173H189ZM192 172H193V171H192ZM192 172H191V175H192ZM208 172H209V171H208ZM259 172H260V170H259ZM0 173H1V172H0ZM2 173H3V172H2ZM10 173H11V172H9V174H10ZM32 173H33V172H32ZM35 173H37V172H35ZM46 173H47V172H46ZM48 173H49V172H48ZM69 173H70V172H69ZM80 173H81V170H80ZM80 173H79V174H80ZM83 173H84V170H83ZM86 173H87V172H86ZM106 173H107V172H106ZM115 173H116V172H115ZM123 173H124V172H123ZM125 173H126V172H125ZM144 173H146V172H144ZM172 173H173V172H172ZM176 173H178V172H176ZM254 173H255V172H254ZM13 174H14V172H13ZM20 174H21V173H20ZM50 174H51V173H50ZM64 174H65V173H64ZM71 174L73 175V172H71ZM76 174H77V173H76ZM84 174H85V173H84ZM100 174H101V173H100ZM111 174H112V173H111ZM113 174H114V173H113ZM119 174H120V173H119ZM137 174H138V173H137ZM169 174H170V173H169ZM169 174H168V175H169ZM182 174H183V173H182ZM185 174H186V173H185ZM195 174H196V173H195ZM199 174H200V173H199ZM201 174H202V172H201ZM206 174H207V173H206ZM215 174H216V172H215ZM248 174H249V173H248ZM14 175H15V174H14ZM18 175H19V174H18ZM27 175H28V174H27ZM33 175H34V174H33ZM42 175H43V174H42ZM46 175H47V174H46ZM66 175H67V173H66ZM86 175H87V174H86ZM91 175H92V174H91ZM101 175H102V174H101ZM106 175H108V174H106ZM121 175H122V174H121ZM154 175L156 176V173H155ZM174 175H175V174H174ZM177 175H178V174H177ZM212 175H213V174H212ZM250 175H251V173H250ZM8 176H9V175H8ZM40 176H41V175H40ZM54 176H55V175H54ZM67 176H68V175H67ZM69 176H70V175H69ZM78 176H79V175H78ZM84 176H85V175H84ZM88 176H89V174H88ZM97 176H99V174H98ZM104 176H105V175H104ZM108 176H109V175H108ZM112 176H113V175H112ZM112 176H111V177H112ZM116 176L118 177V175H116ZM169 176H170V175H169ZM196 176H197V175H196ZM21 177H23V176H21ZM25 177H26V176H25ZM36 177H37V175H36ZM38 177H39V176H38ZM45 177H46V176H45ZM70 177H71V176H70ZM74 177H75V176H74ZM80 177H81V176H80ZM91 177H95V176H91ZM91 177H90V178H91ZM99 177H100V176H99ZM102 177H103V175H102ZM102 177H100V178H102ZM153 177H154V176H153ZM166 177H167V176H166ZM166 177H165V178H166ZM171 177H172V176H171ZM189 177H190V176H189ZM191 177H192V176H191ZM191 177H190V178H191ZM200 177H201V176H200ZM217 177H218V176H217ZM235 177H236V176H235ZM247 177H248V176H247ZM255 177H256V176H255ZM15 178H16V177H15ZM19 178H20V177H19ZM30 178H31V177H30ZM41 178H42V177H41ZM50 178L52 179V177H49V179H50ZM72 178H73V177H71V179H72ZM76 178H78V177H76ZM82 178H83V177H82ZM86 178H87V177H86ZM96 178H97V177H96ZM100 178H99L98 180H100ZM108 178H109V177H108ZM108 178H106V179H108ZM112 178H113V177H112ZM151 178H152V177H151ZM158 178H160V177H158ZM158 178H155V179H158ZM205 178H206V176H205ZM207 178H208V177H207ZM220 178H221V177H220ZM232 178H233V177H232ZM21 179H22V178H21ZM71 179H70V180H71ZM73 179H74V178H73ZM73 179H72V180H73ZM87 179H89V178H87ZM92 179H93V178H92ZM122 179H123V178H122ZM162 179H163V178H162ZM172 179H173V178H172ZM181 179H182V178H181ZM199 179H200V178H199ZM210 179H211V173H210ZM247 179H248V178H247ZM251 179H252V178H251ZM44 180H46V179H44ZM47 180H48V179H47ZM90 180H91V179H90ZM93 180H94V179H93ZM93 180H92V182H93ZM95 180H96V179H95ZM109 180H110V178H109ZM113 180H114V178H113ZM119 180H121V179H119ZM147 180H149V179H145V175H144V179H142L141 182H142L143 184H145V186H146V185H147V184H146ZM153 180H154V179H153ZM160 180H161V179H160ZM160 180H159V181H160ZM166 180H167V179H166ZM176 180H177V179H176ZM184 180H185V178H184ZM188 180H190V179H188ZM192 180H193V179H192ZM194 180H195V179H194ZM222 180H223V178H222ZM243 180H244V179H243ZM13 181H14V180H13ZM23 181H24V180H23ZM33 181H34V180H33ZM53 181H54V180H53ZM88 181H89V180H88ZM101 181H102V180H101ZM111 181H112V180H111ZM149 181H150V180H149ZM156 181H157V180H156ZM185 181H186V180H185ZM232 181H233V180H232ZM248 181H249V179H248ZM256 181H257V180H256ZM4 182H5V181H4ZM35 182H36V181H35ZM49 182H50V181H49ZM77 182H78V181H77ZM77 182H76V183H77ZM103 182H106V181L104 180ZM109 182H110V181H109ZM109 182H108V183H109ZM125 182H126V181H125ZM141 182H140V183H141ZM167 182H168V181H167ZM182 182H183V181H181V186H182ZM188 182H189V181H188ZM223 182H224V181H223ZM242 182H244V181H242ZM32 183H33V182H32ZM50 183H51V182H50ZM50 183H49V185H50ZM76 183H75V184H76ZM79 183H80V182H79ZM94 183H95V182H94ZM94 183H93V184H94ZM96 183H99V181H98V182L96 181ZM101 183H102V182H101ZM140 183H139V184H140ZM150 183H151V182H150ZM156 183H157V182H156ZM168 183H169V182H168ZM175 183H176V182H175ZM192 183H193V182H192ZM220 183H221V182H220ZM240 183H241V182H240ZM6 184H7V183H6ZM38 184H39V183H38ZM40 184H41V183H40ZM42 184H43V183H42ZM103 184H104V183H103ZM103 184H102V185H103ZM109 184H110V183H109ZM113 184H114V183H113ZM120 184H122V183H120ZM143 184H142V186H143ZM153 184H154V183H153ZM169 184H170V183H169ZM171 184H172V183H171ZM183 184H184V183H183ZM193 184H194V185H197V182H196V184H195V183H193ZM224 184H225V183H224ZM237 184H238V183H237ZM237 184H236V185H237ZM45 185H46V184H45ZM72 185H73V184H72ZM77 185H79V184H77ZM81 185H82V184H81ZM96 185H98V184H96ZM111 185H112V183H111ZM118 185H119V184H118ZM157 185H158V184H157ZM167 185H168V184H167ZM176 185H177V184H176ZM185 185H186V183H185ZM201 185H202V184H201ZM212 185H213V184H212ZM212 185H211V186H212ZM233 185H234V184H233ZM30 186H31V184H30ZM36 186H37V185H36ZM105 186H106V185H105ZM113 186H114V185H113ZM125 186H126V185H125ZM145 186H144V187H145ZM148 186H149V185H148ZM163 186H164V185H163ZM172 186H173V185H172ZM178 186H179V185H177V187H178ZM230 186H231V184H230ZM238 186H239V185H238ZM250 186H251V185H250ZM257 186H258V185H257ZM260 186H261V184H260ZM56 187H57V186H56ZM75 187H79V186H75ZM75 187H74V189H75ZM101 187H102V186H101ZM151 187H152V185H151ZM160 187H161V186H160ZM160 187H157V188H159V189L161 190L162 187H161V188H160ZM184 187H186V186H184ZM199 187H200V186H199ZM236 187H237V186H236ZM241 187H244V185L241 186ZM258 187H259V186H258ZM3 188H5V186H4ZM33 188H34V187H33ZM49 188H50V186H49ZM93 188H94V186H93ZM99 188H100V187H99ZM102 188H103V187H102ZM102 188H101V189H102ZM106 188H107V187H106ZM117 188H118V186H117ZM145 188H147V187H145ZM154 188H155V187H154ZM179 188H181V187H179ZM224 188H225V187H224ZM238 188H239V187H238ZM14 189H16V188H14ZM76 189H78V188H76ZM108 189H109V186H108ZM108 189H107V190H108ZM112 189H113V188H112ZM120 189H122V188H120ZM159 189H158V190H159ZM166 189H168V188H166ZM171 189H172V188H171ZM177 189H178V188H177ZM197 189H198V188H197ZM200 189H201V187H200ZM232 189H234V188H232ZM246 189H247V188H246ZM41 190H42V189H41ZM80 190H81V189H79V191H80ZM107 190H105L104 192L106 193ZM110 190H111V189H110ZM137 190H138V189H137ZM146 190H147V189H146ZM158 190H157V192H158ZM163 190H164V189H163ZM163 190H162V191H163ZM168 190H169V189H168ZM173 190L175 191L176 189H173ZM184 190H185V189H184ZM204 190H205V189H204ZM34 191H35V190H34ZM42 191H43V190H42ZM42 191H41V192H42ZM44 191H45V190H44ZM73 191H74V190H73ZM76 191H77V190H76ZM81 191H82V190H81ZM97 191H98V189H97ZM112 191H113V190H112ZM119 191H120V190H119ZM155 191H156V188H155ZM155 191H154V192H155ZM199 191H200V190H199ZM206 191H207V190H206ZM209 191H210V190H209ZM220 191H221V190H220ZM236 191H237V190H236ZM1 192H2V191H1ZM6 192H7V191H6ZM13 192H14V191H12V193H13ZM31 192H32V191H31ZM99 192H100V190H99ZM117 192H118V191H117ZM123 192H124V190H123ZM149 192H150V194H151V191H149ZM164 192H167V191L165 190ZM164 192H163V193H164ZM176 192H177V191H176ZM231 192H232V191H231ZM239 192H240V191H239ZM27 193H28V192H27ZM46 193H47V192H46ZM77 193H78V192H77ZM79 193H80V192H79ZM79 193H78V194H79ZM155 193H156V192H155ZM155 193H154V194H155ZM174 193H175V192H174ZM179 193H180V192H179ZM232 193H233V192H232ZM235 193H236V192H235ZM34 194H35V193H34ZM57 194H58V193H57ZM57 194H56V196H57ZM75 194H76V193H75ZM80 194H81V193H80ZM114 194H116V193H114ZM118 194H119V193H118ZM152 194H153V193H152ZM168 194L171 195V193H168ZM242 194H243V193H242ZM246 194H247V193H246ZM0 195H1V194H0ZM4 195H5V194H4ZM40 195H41V194H40ZM112 195H113V194H112ZM122 195H123V194H122ZM138 195H139V194H138ZM140 195H141V194H140ZM156 195H157V193H156ZM159 195L161 196L162 193H161V194H158V196H159ZM164 195H165V194H164ZM170 195H169V196H170ZM172 195H173V194H172ZM172 195H171V196H172ZM176 195H178V194H176ZM176 195H175V197H176ZM226 195H227V194H226ZM226 195H225V196H226ZM257 195H258V194H257ZM263 195H264V194H263ZM10 196H11V195H10ZM42 196H43V195H42ZM49 196H50V195H49ZM76 196H77V195H76ZM89 196H90V195H89ZM129 196H130V195H129ZM131 196H133V195H131ZM179 196H180V195H179ZM179 196H178V198H179ZM190 196H191V194H190ZM194 196H196V195H194ZM231 196H232V195H230V197H231ZM241 196H242V195H241ZM248 196H250V195H248ZM7 197H8V196H7ZM14 197H15V196H14ZM77 197H78V196H77ZM96 197H97V196H96ZM108 197H109L111 200H113L112 196H108ZM108 197L105 199V203H107V201H108ZM124 197L126 198V196H124ZM136 197H137V196H136ZM136 197H135V198H136ZM238 197H239V196H238ZM1 198H2V197H1ZM39 198H40V197H39ZM41 198H42V197H41ZM56 198H57V197H56ZM58 198H59V197H58ZM71 198H72V197H71ZM78 198L80 199V197H78ZM78 198H77V199H78ZM89 198H90V197H89ZM114 198H115V197H114ZM141 198H142V197H141ZM153 198H154V197H153ZM167 198H169V197L167 196ZM254 198H256V197H254ZM260 198H261V197H260ZM8 199H9V198H8ZM43 199H44V198H43ZM53 199H54V198H52V200H53ZM77 199H75V200H77ZM79 199H78V202H79ZM81 199H82V196H81ZM93 199H95L94 196H93ZM99 199H100V198H99ZM102 199H103V198H102ZM119 199L121 200L122 197L119 198ZM127 199H128V198H127ZM142 199H143V198H142ZM159 199H160V198H159ZM159 199H157V200H159ZM164 199H166V196H165ZM174 199H175V198H174ZM230 199H232V198H230ZM235 199H236V197H235ZM235 199H233V200H235ZM238 199H239V198H238ZM71 200H72V199H71ZM90 200H92V199H90ZM96 200H97V199H96ZM151 200H152V196H151ZM193 200H194V199H193ZM212 200H213V198H212ZM212 200H211V201H212ZM214 200H215V199H214ZM241 200H242V199H241ZM98 201H100V200H98ZM121 201H123V200H121ZM125 201H126V200H125ZM127 201H129V200H127ZM132 201H133V200H132ZM136 201H139V200H136ZM136 201H135V204H136ZM148 201H149V200H148ZM167 201H168V200H167ZM170 201H171V200H170ZM176 201H177V200H176ZM239 201H240V199H239ZM242 201H243V200H242ZM251 201H253V200H251ZM258 201H259V200H258ZM260 201H262V200H260ZM15 202H16V201H15ZM15 202H14V203H15ZM52 202H53V201H52ZM74 202H75V201H73V203H74ZM102 202H103V201H102ZM102 202H101V203H102ZM117 202H118V200H117ZM146 202H147V201H146ZM151 202H152V201H151ZM155 202H156V200H155ZM160 202H161V201H160ZM178 202H179V201H178ZM212 202H213V201H212ZM248 202H249V201H248ZM254 202H255V201H254ZM11 203H12V202H11ZM73 203H72V204H73ZM76 203H77V202H76ZM95 203H96V202H95ZM105 203H104V204H105ZM113 203H114V202H113ZM120 203H121V202H120ZM132 203H133V202H132ZM149 203H150V202H149ZM164 203H165V202H164ZM167 203H168V202H167ZM240 203H242V202H240ZM255 203H256V202H255ZM3 204H5V203H3ZM18 204H19V203H18ZM57 204H58V203H57ZM77 204H78V203H77ZM80 204H81V203H80ZM104 204H103L102 206L105 207ZM107 204H108V203H107ZM107 204H106V205H107ZM125 204H127V203H125ZM125 204H124V205H125ZM145 204H146V203H145ZM151 204H152V203H151ZM159 204H160V203H159ZM159 204H158V205H159ZM195 204H196V203H195ZM228 204H229V203H228ZM228 204H227V205H228ZM231 204H232V202H231ZM246 204H247V202H246ZM249 204H250V203H249ZM5 205H6V204H5ZM7 205H8V204H7ZM54 205H55V204H54ZM149 205H150V204H149ZM162 205H163V204H162ZM181 205H182V204H181ZM247 205H248V204H247ZM251 205H252V204H251ZM2 206H3V205H2ZM22 206H23V205H22ZM45 206H46V205H45ZM67 206H68V205H67ZM78 206H79V205H78ZM80 206H81V205H80ZM117 206L119 207V205H117ZM138 206H139V205H138ZM141 206H142V204H141ZM155 206H157V205H155ZM163 206H164V205H163ZM174 206H175V205H174ZM178 206H179V204H178ZM194 206H195V205H194ZM198 206H199V205H198ZM236 206H237V204H236ZM0 207H1V204H0ZM70 207H71V206H70ZM72 207H73V206H72ZM82 207H83V206H82ZM84 207H85V206H84ZM84 207H83V208H84ZM111 207H112V206H111ZM147 207H148V206H147ZM147 207H146V208H147ZM150 207H151V206H150ZM150 207H149V208H150ZM153 207H154V206H153ZM157 207H158V206H157ZM239 207H240V206H239ZM245 207H246V206H245ZM1 208H2V207H1ZM75 208H76V207H75ZM86 208H87V207H86ZM106 208H107V207H106ZM164 208H165V206H164ZM179 208H180V207H178V209H179ZM228 208H229V207H228ZM228 208H227V209H228ZM232 208H233V207H231V209H232ZM246 208H247V207H246ZM19 209H20V208H19ZM69 209H70V208H69ZM71 209H72V208H71ZM80 209H82V208L80 207ZM88 209H91V208L89 207ZM108 209H109V208H108ZM115 209H118V208H115ZM115 209H114V210H115ZM135 209H136V208H135ZM144 209H145V208H144ZM153 209H154V208H153ZM153 209H152V210H153ZM172 209H173V208H172ZM195 209H197V208H195ZM243 209H244V208H243ZM56 210H57V209H56ZM76 210H77V208H76ZM83 210H85V208H84ZM111 210H113V209H111ZM133 210H134V209H133ZM146 210H147V209H146ZM173 210H174V209H173ZM175 210H177V209H175ZM180 210H181V208H180ZM234 210H235V208H234ZM73 211H74V209H73ZM119 211H121V210H119ZM155 211H156V210H155ZM157 211H159V209H158ZM161 211H162V210H161ZM247 211H248V210H247ZM247 211H246V212H247ZM249 211H250V210H249ZM2 212H3V211H2ZM70 212H71V211H70ZM112 212H113V211H112ZM112 212H111V213H112ZM115 212H116V211H115ZM132 212H133V211H132ZM159 212H160V211H159ZM230 212H231V211H230ZM233 212H234V211H233ZM252 212H253V210H252ZM56 213H57V211H56ZM65 213H66V212H65ZM79 213H80V211H79ZM83 213H84V212H83ZM117 213H118V212H116V214H117ZM128 213H129V212H128ZM180 213H181V212H180ZM234 213H236V212H234ZM263 213H264V212H263ZM3 214H4V213H3ZM60 214H61V213H60ZM60 214H59V215H60ZM77 214H78V213H77ZM120 214H121V213H120ZM151 214H152V212H151ZM154 214H155V213H154ZM232 214H233V213H232ZM70 215H71V214H70ZM73 215H74V212H73ZM73 215H71V216H73ZM111 215H112V214H111ZM126 215H127V214H126ZM145 215H147V214H145ZM177 215H178V214H177ZM243 215H244V214H243ZM68 216H69V215H67V217H68ZM116 216H117V215H116ZM154 216H155V215H154ZM158 216H159V215H158ZM175 216H176V215H175ZM244 216H245V215H244ZM261 216H262V215H261ZM64 217H65V216H64ZM75 217H76V216H75ZM75 217H74V218H75ZM81 217H82V216H81ZM85 217H86V216H85ZM88 217H89V216H88ZM113 217H114V215H113ZM123 217H124V216H123ZM164 217H165V216H164ZM164 217H163V218H164ZM240 217H241V216H240ZM249 217H250V216H249ZM249 217H248V218H249ZM95 218H96V217H95ZM139 218H140V217H139ZM144 218L146 219V217H144ZM151 218H152V217H151ZM154 218H156V217H154ZM176 218H177V217H176ZM182 218H183V217H182ZM194 218H195V217H194ZM248 218H247V219H248ZM250 218H251V217H250ZM258 218H259V217H258ZM53 219H54V218H53ZM56 219H57V218H56ZM67 219H68V218H67ZM76 219H78V218H76ZM82 219H83V218H82ZM116 219H117V218H115V220H116ZM140 219H141V218H140ZM140 219H139V220H140ZM148 219H149V218H148ZM158 219H159V218H158ZM179 219H180V217H179ZM233 219H234V218H233ZM241 219H243V218H241ZM254 219H255V218H254ZM259 219H260V218H259ZM262 219H263V217H262ZM64 220H65V219H64ZM91 220H92V219H91ZM95 220H96V219H95ZM142 220H143V219H142ZM150 220H151V219H150ZM156 220H157V218H156ZM185 220H187V219H185ZM185 220H184V221H185ZM236 220H237V219H236ZM68 221H69V220H68ZM87 221H88V220H87ZM147 221H148V220H147ZM199 221H200V220H199ZM260 221H261V220H260ZM37 222H38V221H37ZM52 222H53V221H52ZM70 222H71V221H70ZM83 222H84V221H83ZM93 222H94V221H93ZM95 222H96V221H95ZM98 222H99V221H98ZM118 222H119V221H118ZM236 222H237V221H236ZM243 222H244V221H243ZM252 222H253V220H252ZM75 223H76V222H75ZM81 223H82V222H81ZM115 223H116V222H115ZM151 223H152V222H151ZM154 223H156V222H154ZM163 223H164V222H163ZM234 223H235V221H234ZM259 223H260V222H259ZM53 224H54V223H53ZM82 224H84V223H82ZM88 224H89V222H88ZM95 224H96V223H95ZM139 224H140V223H139ZM156 224H157V223H156ZM156 224H155V225H156ZM158 224H159V223H158ZM186 224H187V223H186ZM249 224H250V223H249ZM129 225H131V224H129ZM140 225H141V224H140ZM152 225H153V224H152ZM160 225H161V224H160ZM62 226H63V225H62ZM65 226H66V225H65ZM67 226H68V224H67ZM82 226H83V225H82ZM92 226H93V225H92ZM245 226H246V224H245ZM256 226H257V225H256ZM84 227H85V226H84ZM96 227H97V226H96ZM129 227H130V226H129ZM161 227H162V226H160V228H161ZM86 228H87V226H86ZM91 228H92V227H91ZM193 228H194V227H193ZM249 228H250V227H249ZM255 228H256V227H255ZM93 229H94V228H93ZM251 229H252V228H251ZM62 230H63V229H62ZM87 230H88V229H87ZM89 230H90V229H89ZM161 230H162V228H161ZM197 230H198V229H197ZM255 230H256V229H255ZM65 231H66V230H65ZM81 231L83 232V230H81ZM232 231H233V230H232ZM252 231H253V230H252ZM252 231H251V232H252ZM260 231H261V230H260ZM66 232H68V231H66ZM76 232H77V231H76ZM165 232H166V231H165ZM226 232H227V231H226ZM234 232H235V230H234ZM238 232H239V231H238ZM256 232H258V231L256 230ZM3 233H4V232H3ZM64 233H65V232H64ZM71 233H72V232H71ZM80 233H81V232H80ZM88 233H89V232H88ZM92 233H93V232H92ZM246 233H247V232H245V234H246ZM4 234H5V233H4ZM84 234H85V233H84ZM93 234H94V233H93ZM95 234H96V233H95ZM166 234H167V232H166ZM231 234H232V233H231ZM238 234H240V233H238ZM249 234H250V233H249ZM1 235H2V234H0V236H1ZM7 235H8V234H7ZM73 235H75V231H74V234H73ZM87 235H88V234H87ZM199 235H201V234H199ZM233 235H234V234H233ZM250 235H251V234H250ZM2 236H3V235H2ZM9 236H10V235H9ZM63 236H64V235H63ZM70 236H71V235H70ZM77 236H78V235H77ZM80 236H81V235H80ZM84 236H85V235H84ZM84 236H83V237H84ZM156 236H157V235H156ZM245 236H246V235H245ZM7 237H8V236H7ZM68 237H69V236H68ZM73 237H75V236H73ZM88 237H90V236H88ZM91 237H92V236H91ZM240 237H241V235H240ZM263 237H264V236H263ZM3 238H4V237H3ZM75 238H76V237H75ZM81 238H82V237H81ZM94 238H95V237H94ZM196 238H198V237H196ZM96 239H98V237H97ZM198 239H199V238H198ZM228 239H229V238H228ZM247 239H248V238H247ZM4 240H6V239H4ZM8 240H9V239H8ZM11 240H12V239H11ZM55 240H56V239H55ZM70 240H71V239H70ZM70 240H69V241H70ZM75 240H76V239H75ZM156 240H157V239H156ZM195 240H196V239H195ZM201 240H203V239H201ZM206 240H208V239H206ZM238 240H239V239H238ZM243 240H244V239H243ZM252 240H253V239H252ZM252 240H251V241H252ZM1 241H3V240H1ZM13 241H14V240H13ZM57 241H58V240H57ZM89 241H90V240H89ZM3 242H4V241H3ZM11 242H12V241H11ZM58 242H59V241H58ZM60 242H61V241H60ZM76 242H77V241H76ZM201 242H202V241H201ZM244 242H245V241H244ZM247 242H248V241H247ZM61 243H62V242H61ZM69 243H71V242H69ZM80 243H81V242H80ZM90 243H92V242H90ZM95 243H96V242H95ZM242 243H243V242H242ZM263 243H264V242H263ZM9 244H11V243H9ZM56 244H57V243H56ZM62 244H63V243H62ZM88 244H89V243H88ZM92 244H93V243H92ZM92 244H91V245H92ZM96 244H97V243H96ZM100 244H101V243H100ZM202 244H203V242H202ZM255 244H257V243L255 242ZM13 245H14V244H13ZM13 245H12V246H13ZM58 245H59V244H58ZM83 245H84V244H83ZM89 245H90V244H89ZM251 245H252V244H251ZM260 245H261V244H260ZM260 245H259V246H260ZM0 246H1V245H0ZM14 246H16V245H14ZM32 246H33V244H32ZM54 246H55V245H54ZM54 246H53V247H54ZM70 246H71V245H70ZM96 246H97V245H96ZM262 246H263V245H262ZM262 246H261V248H262ZM56 247H58V246H56ZM65 247H66V245H65ZM77 247H78V246H77ZM100 247H101V246H100ZM159 247H160V246H159ZM242 247H243V246H242ZM0 248H1V247H0ZM3 248H4V247H3ZM9 248H10V246H9ZM12 248H13V247H12ZM32 248H33V247H32ZM73 248H74V247H73ZM87 248H88V246H87ZM90 248H91V247H90ZM251 248H252V247H251ZM259 248H260V247H259ZM5 249H6V248H5ZM10 249H11V248H10ZM17 249H18V248H17ZM25 249H26V248H25ZM60 249H61V248H60ZM83 249H84V248H83ZM154 249H155V248H154ZM162 249H163V248H162ZM240 249H241V247H240ZM255 249H256V248H255ZM262 249L264 250V248H262ZM262 249H261V250H262ZM42 250H43V249H42ZM42 250H41V251H42ZM46 250H47V248H46ZM77 250H78V248H77ZM155 250H156V249H155ZM158 250H159V249H158ZM238 250H239V249H238ZM245 250H246V248H245ZM245 250H244V251H245ZM11 251H12V250H11ZM19 251H20V250H19ZM79 251H80V250H79ZM152 251H153V250H152ZM249 251H250V250H249ZM69 252H70V251H69ZM86 252H87V251H86ZM106 252H107V251H106ZM109 252H110V251H109ZM148 252H149V251H148ZM154 252H155V251H154ZM154 252H153V254H154ZM17 253H18V252H17ZM47 253H48V252H47ZM74 253H76V252H74ZM78 253H79V252H78ZM93 253H94V252H93ZM95 253H96V251H95ZM95 253H94V254H95ZM97 253L99 254V252H97ZM97 253H96L95 255H97ZM160 253H161V252H160ZM239 253H240V252H239ZM255 253H256V252H255ZM263 253H264V252H263ZM0 254H2V253H0ZM21 254H22V252H21ZM42 254H43V253H42ZM53 254H54V253H53ZM86 254H87V253H86ZM88 254H89V253H88ZM100 254H102V253H100ZM106 254H107V253H106ZM148 254H149V253H148ZM219 254H220V253H219ZM252 254H253V253H252ZM45 255H46V254H45ZM69 255H70V254H69ZM79 255H81V254H79ZM79 255H78V256H79ZM82 255H83V254H82ZM122 255H123V254H122ZM155 255H156V254H155ZM234 255H235V254H234ZM0 256H1V255H0ZM2 256H3V255H2ZM46 256H47V255H46ZM52 256H54V255H52ZM60 256H61V255H60ZM85 256H87V255H85ZM99 256H100V255H99ZM110 256H111V255H110ZM113 256H114V255H113ZM146 256H147V254H146ZM146 256H145V257H146ZM227 256H228V255H227ZM239 256H240V255H239ZM252 256H253V255H252ZM6 257H7V256H6ZM15 257H16V256H15ZM26 257H27V256H26ZM38 257H40V256H38ZM41 257H42V256H41ZM70 257H71V256H70ZM10 258H11V254H10ZM10 258H9V259H10ZM54 258H55V257H54ZM54 258H53V259H54ZM56 258H57V255H56ZM82 258H83V257H82ZM84 258H85V257H84ZM94 258H95V257H94ZM226 258H227V257H226ZM228 258H229V257H228ZM4 259H5V258H4ZM7 259H8V258H7ZM9 259H8V260H9ZM11 259H12V258H11ZM19 259H20V258H19ZM36 259H37V258H34L33 260H36ZM61 259H63V258H61ZM75 259H76V258H75ZM86 259H87V258H86ZM231 259H232V258H231ZM46 260H47V259H46ZM46 260H45V261H46ZM59 260H60V259H59ZM235 260H236V258H235ZM244 260H245V259H244ZM259 260H260V259H259ZM9 261H10V260H9ZM9 261H8V262H9ZM16 261H17V259H16ZM49 261H50V260H49ZM60 261H61V260H60ZM62 261H64V260H62ZM113 261H114V260H113ZM224 261H225V260H224ZM256 261H258V259H257ZM2 262H3V261H2ZM11 262H12V261H11ZM36 262L39 263L38 261H36ZM55 262H56V261H55ZM81 262H82V261H81ZM89 262H90V261H89ZM103 262H104V261H103ZM103 262H102V263H103ZM110 262H111V261H110ZM228 262H230V260H229ZM235 262H236V261H235ZM238 262H239V261H238ZM248 262H249V261H248ZM250 262H251V261H250ZM261 262H262V261H261ZM5 263H6V262H5ZM17 263H18V262H17ZM42 263H44V262H42ZM58 263H59V262H58ZM58 263H57V264H58ZM63 263H64V262H63ZM63 263H62V264H63ZM78 263H79V262H78ZM94 263H95V261H94ZM98 263H99V262H98ZM105 263H106V262H105ZM105 263H104V264H105ZM111 263H112V262H111ZM115 263H116V262H115ZM236 263H237V262H236ZM257 263H258V262H257ZM7 264H8V263H7ZM46 264H48V263H46ZM60 264H61V263H60ZM100 264H101V263H100ZM179 264H180V263H179ZM240 264H241V262H240ZM249 264H250V263H249ZM254 264H255V263H254Z\"/></svg>",
  "mask_w": 264,
  "mask_h": 264
}]
</instances>
